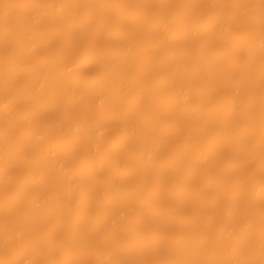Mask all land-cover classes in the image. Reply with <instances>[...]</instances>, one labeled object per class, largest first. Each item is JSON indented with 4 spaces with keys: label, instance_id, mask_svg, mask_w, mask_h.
Wrapping results in <instances>:
<instances>
[{
    "label": "rangeland",
    "instance_id": "374dc122",
    "mask_svg": "<svg viewBox=\"0 0 264 264\" xmlns=\"http://www.w3.org/2000/svg\"><path fill=\"white\" fill-rule=\"evenodd\" d=\"M31 1H33V0H31ZM31 1L30 0H28V1L27 0L26 1L25 0H2L1 3H0V12H2L3 10L6 11L7 8H8V10L15 8L14 9L15 11L13 10V11H11V13L12 12H16L17 11V9L15 7L16 5H18V8H20V10H21L24 7L21 8V7H19V5H21V6L24 5L25 6L28 2H31ZM43 1H45V0H43ZM46 1H48V4L51 3L52 1L56 2L55 4L53 3V5H56L57 2L59 3V1L62 2V3H59L60 5L65 3V2H67V1H68L67 3L70 5L69 1L72 2V4L68 7V8H71L68 11V13H69L68 16L67 15H65V16L64 15L63 16L59 15L60 17H57V16L53 17V20L51 19L52 16L50 17L48 15L47 11L45 12V9H44L45 6L41 7V8L38 7L39 9L37 8L38 11H41V12L43 11L42 13L39 12V13H41L43 15V17L40 16L41 14H39L37 12V10H35L37 5L32 8L31 12L32 13L34 12V14L38 13L39 14L38 16H40L41 19H44V17L46 18L45 15H47V18L50 19V20L47 19V20H42V21H41V19L38 20V26H37L38 29L42 30L43 32H45V34L47 33V35H48V33H50V29L55 28L58 31L57 35H53L50 39H48V41L45 44H41V45H38V46H36V45L38 43L40 44V42H38L37 40H35L32 37H30V39L31 40L33 39L32 41H34L32 43H35V41H37V43L35 45L31 43L30 44L31 48H29V42L31 40L28 39L29 38V37H27L28 34L26 35V33L23 31L25 33V35H26V37L23 38L22 35H20V33H22L21 31L20 32L18 31L19 33L13 31L15 33H12V35H11V33L9 34L10 35L9 38H11V37H13V38H11V39L8 38L7 40L5 39V42L0 44V55L2 56L1 58H3V60L0 61V75H1L2 78L4 77L3 80L5 82H11V85L13 83L12 86L15 85L14 88L18 89L19 92L22 91L23 87L25 88V85L27 83L28 84H30V82L34 83L33 82V81H35L34 77L38 78V76H40V75L47 76L48 74L46 72H48L49 75H50L49 76L50 80L48 81V79H47V81L48 82H53V81H56L57 76H58L57 75L58 72L60 70L64 69V67L66 65L69 64L73 68V69L71 68L69 74L66 76L67 78L65 80L64 79L62 80V84L59 86L58 84L53 85L54 84L53 83L51 85L52 87H50L52 90L49 89L50 90L49 92L43 93L41 91L39 93V91H35L36 93H34V91H33V88H34L33 85L34 84H33L32 85L33 87L31 88L33 93L28 95V97L26 96L25 98H22V99L20 98V100H18V102H17V100H16V102L14 101L15 105L14 106L12 105V107H14V109H12V110L10 109L11 111H6V112L3 111V109H2V105H3L2 103L3 102H2V99H1L2 97H0V115H1L0 119H4V121L0 120L2 122L0 127H3V134H4V136H2L3 138L0 140V142L1 141L3 142V143H1L2 144V149H4L3 144L6 143L8 145L5 144V146L8 147V150H9V151H7L5 149V151H6V152L4 151L5 154H3V152L1 151L3 156L0 154V160H1V158L4 157L5 160L4 161L1 160V161L5 162L6 164L5 163L4 164L7 167H3V168H6V171H7L8 175H9V176H7V180H8V177H9V180L11 179L9 184L6 183V185L7 184L8 185L7 186L5 185L6 187L5 186L3 187L4 191L2 189H0V192L2 191V196L0 195V206H1V204H4V203L7 205V209L6 210H2L0 208V254L3 255V257H5V258L7 257V259L2 258V259H4L3 261L8 260V257L11 258L13 255L16 257V254H18V255L19 254H23L24 255L25 254L24 252L26 251V249H27V252H28V249L30 250V247H32L33 245L35 246L36 243L43 236L46 239L45 235L49 234V238H48L49 244H46L47 242H46V240L43 237L42 239L45 240V241H41L40 245L44 246V247L46 245L47 246L51 245L50 246L51 247V252L50 253H52V255L50 253H49V255H51L52 258H51V261H50L51 263L50 264H59V263L61 264L62 261L64 262V264H78V263L79 264H98L99 262H102V261H99V259H102L103 256H105L106 259L108 258V256H112L113 258L115 257V259H119V262H120V260H121L120 257H122L123 255L127 256L126 260H125L126 262H124V260L121 261L122 263L124 262V264H140V263H142V264H182V263L183 264H188L189 262H191L190 260H192V258L195 259V261L191 262L190 264H193V263H195V264H235V263L236 264H245V263L246 264H259V263L260 264H264V250H263L264 249V196H262V194H264V187H263L264 186V184H263L264 183V179H262V178H264V129H263V126H261V129H262V131H261L260 127H259L260 123L264 121V77H263L264 76L263 75L264 74V47L260 48L261 47L260 46L259 47L260 49H257L258 48V47H256L257 44L256 43L253 44V41H252V39L256 40V41L258 39L260 40L262 38V36L264 35V21L261 18L260 19L263 22L258 19V17L263 14L262 9H264V8H262V7L264 6V0H225V1L224 0H212V1L211 0H116V1L115 0H112V1L111 0H106V1L105 0H101V1H103L104 5H103V3H102V5H100L101 4L100 3V4H98L100 6H97V5L95 6L90 0H80V1H83L82 5L78 4L79 9H80V6L82 8L80 10L77 8L78 6H77L76 2L79 3V1H77V0H76V2H75V0H73L77 7H74L75 4H73V1H71V0H46ZM167 1L168 2L170 1V2L168 3ZM38 2L41 3V0L38 1ZM113 2H116V3H113ZM12 3H13V5H12ZM44 3H46V2H42V4H44ZM196 3H197V5H196ZM112 4H113V6H112ZM1 5H2V7H1ZM33 5H35V4H33ZM92 5H94V7H92ZM86 6H87V8H86ZM88 6H90L89 7L90 10L88 9ZM101 6H102V8H101ZM97 7H98V9H97ZM40 9H42V10H40ZM72 10H74L75 12L72 11ZM242 11H243V14H242ZM259 11H262V14L259 15ZM20 12H22V11H19V14H20ZM11 13L9 14V12H7L6 14H9V15L5 14L7 16L6 19L3 18V16H5V15L1 16L2 14H4V13H2V14H0V18L2 17L1 21H4V20L9 19L8 17H10V20H7V22H6V25L8 24L9 26H12V25L14 26V24L17 22V20L13 19L12 17L14 16V18H15V16L17 14L15 15V13L14 14H11ZM23 13H24V11H23ZM30 14H29V16H30ZM34 14H31V15H33L35 17ZM142 14H143V16H142ZM174 14H175V16H174ZM221 14H222V16L223 15L224 16L222 17ZM251 14H252V17H250ZM69 15L73 19L75 18V19H77L79 21L78 23H80L82 25L81 28H80V26L79 27L76 26L77 27V28L75 27L76 30H75L74 27L72 28V26L69 24V22H70L69 21V18H70ZM87 15H88V17L85 19V17ZM217 15H218V18L220 16L222 20L224 19V17H227V18H225V20L227 19V21L228 20L230 21V19L232 17H234L233 20H234V22L236 24H232L229 27V25H230L229 22H227V23H229V25H225V23H222V24H224V26L220 25V27H222V30L224 28V30H223L224 32L222 33L224 36L222 37V34H221V36H216V37L214 36V39L213 38L211 39L212 32L213 33L217 32L216 34H218V35L221 32L220 29H216V28H219V26L217 25L218 24L217 21L221 22V20H217L216 19L215 16H217ZM19 16L20 15L16 16V19H17V17L19 18ZM24 16H25L26 19L28 18L27 14L24 15ZM153 16H155L156 18L153 17ZM171 16H173V17H171ZM126 17H128V19H126ZM240 17L241 18L243 17L242 18L243 20H246L248 18V21L251 18H252L251 19L252 21H254L253 19H255L256 23H255V21L254 22L250 21V24H249L247 22V20L246 21L241 20L242 22H238V20L241 19ZM212 18L216 19L214 21H216L217 24L214 23V22L213 23L211 22ZM29 19H30V23L34 22V26H35V24L37 25L36 21L34 20L35 18L32 19V18L29 17ZM152 20H154V21H152ZM209 20L213 24V26L209 23ZM225 20H223V21L225 22ZM233 20L231 19L232 22H233ZM13 22H14V24H12ZM26 22L29 23L28 20ZM91 22H92V24H91ZM152 22H154V23H152ZM187 22H188L189 25L190 24L192 25V26H190V28H192V31L195 29V27L197 28V29H195L196 32H194V33L191 30H190L191 32L189 31L190 33L193 34V37H192L193 39L189 40L190 42H188V41L186 42L185 41V39L188 40L186 35L182 37V36L179 35L180 32H178L180 30L183 31V29H185L187 26H189V25H187L185 27ZM82 23H84V24H82ZM166 23H168V24H166ZM0 24L3 25L2 23H0ZM68 24L70 26L69 29H71L70 31H68V29H66V28H68L67 27ZM159 24H160V27H159ZM165 24H166V26H165ZM195 24H198V25H195ZM215 24L217 26L216 28H215ZM6 25H4V26H6ZM179 25L180 26L182 25V26L180 27ZM201 25L203 27H200ZM204 26H207V28L204 27ZM250 26H251V28H250ZM9 28H12V27H9ZM129 28H130V30H129ZM38 29H36V30H38ZM187 29L189 30V28H186V30ZM210 29H212V32L210 31L211 34L208 33ZM102 30H103V32H102ZM121 30L124 31L125 33L128 32V35L126 34L127 38L124 37L125 33L124 32L122 33ZM125 30H127V31H125ZM186 30L184 31V34H185ZM226 30H228V33H227ZM51 31H54V29H52ZM248 31H249V33H248ZM250 31H252V32H250ZM43 32H41V33L44 34ZM115 32L117 33V35L119 33L123 34V37H122V35H119V38L122 39L123 41L119 40L117 38V36H115ZM153 32L155 34H153ZM160 32L162 34H160ZM169 33L172 34L173 38H174V34L175 33H177V36H175V37H178V35H179L182 38H178V39H181V40H178L177 38H175V40L172 42L173 44H171V40H169L170 37H168V35H170ZM164 34H167V36H165ZM186 34H187V32H186ZM216 34H214V35H216ZM261 34H263V35H261ZM9 35H7V36H9ZM138 35H140V36H138ZM158 35H162V37L160 36L161 38H159L161 42L158 41V38H157ZM181 35H183V34H181ZM259 35H261V36H259ZM28 36H31V35H28ZM69 36H70V38H69ZM154 36H155V38L157 40L155 38H153ZM250 36H252V37H254V36L256 37L257 36L259 38L257 39V37H256V39L255 38L251 39ZM14 37H15V39H14ZM148 37L149 38L151 37L150 40L155 39L154 42H156V44L154 42L153 43H154V45H158V46H153L152 45L153 43H152L151 44L152 46H151V45H149V43H151V42H149L148 46L151 49H153V50L158 49V50H156V51H158L157 55H161V57H162V58L159 57L160 61H161V59H165L167 61V64H163V63H166V61L165 62H162L163 60L161 61L162 62V64H161L162 68H161V66H159L160 65V61L159 60H158L159 62L156 61L157 64L159 63V65H156L153 62L154 61L153 60L154 56L150 57V55H149V53H152L153 51L151 50L152 52H150V48L147 47V44L143 43V46H142L141 42H143V41L145 42V40L148 42V40H149V39L147 40ZM165 37L168 38L169 43L171 44V45L168 44V48H169V46L172 47V45H174L175 47H177V49L179 48L181 50L183 48V50H184V48H186L185 46L189 45L188 48L190 49L191 53L189 52V49L187 50V48H186L187 51L184 50L185 54H184V51L181 50V51H183V53L181 52L180 56L178 57L179 59H180V57L186 58V62H185L186 64H187V62L191 61V62H189V65H188L190 67L187 66L189 70L187 69V72H185L186 74H184V76L187 75V77H183V81L184 80L186 81V79L188 81V79L193 78L192 77L193 74L195 75L194 76L195 80H193L194 78L192 79L193 81L189 80V82L191 81V83H189L191 85V90H193L196 85H197V88L200 89L201 88L200 85L203 82V85H202L203 87L200 90L196 89L198 92L200 91V95H198L199 93L197 94V92H194L193 94H191V96H189V97H191V99L188 97V99L190 101L186 100L188 103L184 102V104L189 106V108H194V107L197 108V106L199 105V102H200L199 98H201L199 96L203 95L201 93V91L203 90L204 86L207 85V84L204 83V81H205V79H206V81H207V79L208 80L210 79V77L207 78V76L211 73V72H209V69L211 68L210 70L212 71V66H210V68H209V64L208 63L210 61L212 63V61L214 60L215 57L212 58V55L210 57V55L208 53L209 52H213V51L214 52H218V53L222 52V55L219 54L218 58H215V59H217L216 62L214 60L215 63L210 64V65H214V64H218L219 63L220 66L218 65V67L219 68L221 67V72L218 70L219 71V72H217L218 76H217V74H215L216 75L215 78H214V76H212L214 74L211 73V76L213 78L210 79V85L213 87V89L215 88V90H213V91L216 92L215 96H214L213 91H211L212 87L209 86V88H211V89H209L210 91L207 89L208 87L207 88L205 87L209 91L208 93H210V92L212 93L213 96L211 94H209V95H210V97L213 100L209 101L210 98L207 99L208 102L206 103L204 108H202L203 105L201 104V108H202V109L200 108L201 111H197L196 113H194L193 112L194 109H193V111L191 109V113L193 112V114L190 113V115L187 118L183 117L184 119L182 121H179L182 117H180L181 116V114H180L181 112L180 113L178 112V110H180L179 107L182 106V105H180V103L182 101H179L177 99L178 102H179L178 103L179 105H178V104H176L177 103L176 99L173 98L175 100V101H173V99H171V98L169 99L168 98V97H172L173 93H171V92L174 91V93H175V90L177 89L176 88L175 90H172V88L174 89V87L176 85L175 86L173 85V83H174L173 80L174 79L172 80V77H171L172 67H170L172 65H169V63L172 64L173 62L170 61L171 58L168 57L169 58L168 59V58H166L165 55H164L165 58L163 57V51L161 52V54H159V51H160V49H159L160 47L159 46L164 44L161 47L162 50H164L163 48H165V44L168 43V42H166L168 40L165 39ZM184 37H185V39H184ZM246 37L251 39L253 47H250L252 45H250L249 47L252 48V49L247 48L245 46L241 47V44H240L241 42L239 43V41L240 40L245 41L244 38H246ZM19 39H22V40H20L22 42H20ZM209 39L212 40V41L210 42ZM164 40H165L166 43H164ZM207 40L211 43L209 46H207L208 44H206L208 42ZM256 41H254V42H256ZM162 42H163V44H162ZM249 42L250 41L248 40L247 43L249 44ZM21 43L25 47L27 46L25 51L29 50V49L32 50V48H35V50L33 49L32 50L33 52L32 51H28V53H25V51H23L24 50L23 47H22L21 50H19L18 47L21 45ZM139 43H141L140 47H138ZM204 43H205V45H204ZM186 44H188V45H186ZM244 44H246V43H244ZM250 44H251V42H250ZM255 44H256V46H255ZM33 45H34V47H33ZM145 45H146L147 48L145 47L146 50L144 49L143 52H145V53L143 54L142 52H140L143 49H141L140 51H138V49L143 48ZM192 45H193V47H192ZM254 46L256 47L255 50L253 49ZM89 48L91 49V52L94 49V53H92V54H93V56L94 55L95 56L92 57V54L90 55V58H92L91 59V63H93L94 65L92 64L91 65L92 67H90V66L89 67H82L80 65L82 59H84L85 56L87 57L86 53H91V52H86ZM100 49H104V50H100ZM120 49L121 50L123 49L122 50L123 52L124 51H128V52L130 51V53H128L130 55L127 54V56L125 57V55L122 54ZM148 49H149V53L147 52ZM165 50H166V48H165ZM165 50H164V53L167 51V50L166 51ZM11 51H13V52H11ZM52 51H53V53H52ZM58 51H60V52L62 51L61 52L62 53L61 54V58L59 60L57 58L56 61L54 60L52 62L51 61L49 62V60H52L51 58H53L58 53ZM88 51H90V50H88ZM112 51H119L120 55H123V56L119 57L121 59H122V57H125V59H126L128 56H131L130 64H129V62H127L128 63V64H126L127 66L124 65L125 64L124 62H126L125 59H124V61H122L123 59L121 60L119 58L118 59L117 58L116 59L113 58L112 60L115 59V61L117 60V62H119L117 65H116L117 62H114V61L110 60V58H107L109 60L105 59L106 57H108L107 56L108 55L107 52H109V54H110ZM206 51H208L207 54L205 53ZM187 52H189L188 53L189 56L186 54ZM10 53L11 54L13 53V54L11 55ZM147 53H148V55H147ZM155 53H157V52H155ZM204 53H205V55H204ZM215 54H217V53H214V55ZM22 55H23V57H22ZM202 55L207 57L206 59H210L211 58L212 60L203 62ZM228 55H229V57H228ZM4 56H5V58H4ZM88 56H89V54H88ZM157 57H155V58H157ZM174 58H176V55H175ZM11 59L14 60L15 62H13ZM54 59H56V57H54ZM135 59L137 61V62L135 61L136 65H135V62L133 61ZM141 59H142V61H141ZM26 60H28V61H26ZM105 60H107L108 63L105 66H103V68H102V65L105 64ZM129 60H130V57H129ZM129 60L127 59V61H129ZM102 61H103V63H102ZM109 61H110V63H109ZM146 61L148 62V64L150 66L146 65L147 64ZM21 62H23V63H21ZM17 63H18V65H17ZM190 64H192V65H190ZM145 65L147 66L146 67L147 68L146 69L147 73H144V69L145 68H143V66H145ZM4 66H6V67H4ZM114 66L115 67L119 66L118 68L121 67L122 68L121 72H119L118 71L119 69H117V68L114 69L115 68ZM128 66H129V68H128ZM157 66H159V67H157ZM100 67H101L103 73L104 72L107 73V71H108V73L109 72L113 73V72H115V70H117L118 74L121 75V76L119 77L120 79L118 78V76L115 79L112 78L111 82H109L110 81L109 80L105 84V85H107L106 88L103 86L104 89L103 88H99L98 92H97V91H95V90H93L91 88L90 83L87 82V81H88V79L90 81V77L91 76L93 77V76H95V74H96V76L99 75L98 72L99 71L101 72V69H99ZM156 67H157V69H156ZM197 68H199V69H197ZM106 69H107V71H106ZM109 69H110V71H109ZM148 69L154 71V73L151 74V71H149ZM190 69H192V70H190ZM198 70L200 72H197ZM8 71H9L10 74L8 73ZM122 71H123V73H122ZM14 74H15V76H14ZM146 74H148L149 76L147 77ZM260 75H263L262 79L258 78V77H261ZM100 76H102L101 73H100ZM18 77H19V79H18ZM11 78H12V80H11ZM20 78H22L23 80L22 79L20 80ZM46 78H48V77H46ZM7 79H8V81H7ZM93 79H95V78H93ZM132 79H133V81H132ZM141 79H142V81H141ZM149 79H150V82H149ZM18 80H19V83L17 82ZM79 80L81 81L80 84H78ZM159 80H160V84L157 83V82H159ZM259 80H260V82H258ZM214 81H216V82L214 83ZM36 82H38V81H36ZM141 82H142V84H141ZM154 83L158 84V86L155 84L157 86V90L160 91L158 93H160V94L162 93L161 95L164 96V98L162 97V99L161 98H157L158 100L160 99V101H158V100H157L158 102L156 101L157 103L154 101V98H153L154 94L152 95L153 92H157V91L153 90V89L156 90V86L154 85ZM192 83H193V85H192ZM206 83H208V81ZM235 83H240L241 84V88L238 89V90H235V89L233 90L232 86ZM174 84H176V82ZM38 85H39V87L41 86L40 84H38ZM180 85H182V84H180ZM134 86H137V88H135ZM154 86H155V88H154ZM198 86H200V87H198ZM30 87L31 86H29V88ZM39 87H35V90H38ZM158 87H160L162 89H160ZM167 87H168V90H167ZM58 88L61 89L60 92L57 91V90H59ZM142 88H146V89H143V90H147V91H143ZM179 88H180V86H179ZM19 89H21V90H19ZM100 89H103L105 94H107V95L111 94V95H114V96H112V97L109 96L110 100L107 99L108 98V96H107V98H106L107 100H105V101L103 100L102 101L103 98H101L99 96L103 92L101 93ZM118 90L121 91V92L119 91L120 94H117ZM146 92H147V94L145 96L144 93H146ZM227 92H228V94H226ZM33 94H34V97H33ZM35 95H37V96H35ZM151 95H152V97H149ZM194 95H195V97H194L195 99L192 98V96H194ZM229 95H231V96L229 97ZM105 96H104V98H105ZM173 96H175V94H173ZM113 97H115V98H113ZM165 97H167L169 99V101H171V104L174 103V106H175V107L173 106L174 108L173 107L170 108L172 111L170 109H168V107L166 106L167 109H168V114H165V110H164L166 108L165 104H168V100ZM205 97H207V96H205ZM5 98L6 97L4 95V99ZM75 98L78 99V102L74 103V104H71L70 101L72 99H75ZM134 98H136V99H134ZM176 98H177V96H176ZM227 98H228V100H227ZM233 98H235L234 100H236V99L238 100L237 101L238 102L237 106H236L237 103L233 102V103H235L234 106L237 108V110L234 109L235 107L232 106L233 103H231L232 104L231 105L228 102V101L231 102L232 101L231 99H233ZM44 99H45V101H44ZM56 99L59 100L58 101L59 104L57 103L58 106L57 105L55 106L56 109L53 110V108H51L53 110L52 111L49 108L51 110V112H48L47 114L45 113V111H43L44 110L43 109L42 110L43 114L42 113L40 115L36 114V115H39L38 118L36 116L38 121L30 123L31 121L22 120V117H23L22 115L24 114L25 110L28 111L27 109H29V108H31V110H32V108H34V107H40L42 104L48 103V102H51V101L53 102ZM84 99H85V101H84ZM133 99H134V102L132 101ZM149 99L150 100L153 99V101L155 103L151 102ZM163 99H166L167 101H165ZM5 100H7V98ZM149 101L152 103V105L155 106V108H153L154 110L151 107L152 105L149 104ZM110 102H112V103H110ZM203 102H204V100H203ZM203 102H201V103H203ZM29 103H31V105ZM122 103H124V105ZM4 105H6V104H4ZM135 105H137V106L139 105L140 108L137 107L139 110H137ZM157 105H158V107H157ZM116 106L120 107V109H118V111L121 110L122 113L124 112V114L127 113V111H125V110H130V109H132L134 107L135 111H137L134 114L138 113V114H136V115H138V117L140 115L141 116L145 115V118L147 116V119H149V121H152L153 123L152 124L150 123V125L148 124L149 126L147 125L148 129L144 130V127H143L144 131H142V129L140 127L144 126L145 122H146L145 120L144 121L142 120L141 122L144 123V125L140 126L139 128L141 129L142 133L144 132L143 133L144 135L140 136V138L136 139L134 137L135 135L131 132V131H134V128H133L131 131L129 130L130 134H127V138H126V136H125L126 139L123 138V139H125L124 142H122L123 145H121V147H119V148L115 147L120 152H118V150H115V151L112 150V152H110L111 149H114V148H110V147H113L112 146L113 144L115 146V144L118 142V140L120 139V136H118V135L121 134V129L123 128V126L127 124V122H126V124L124 123V121L127 118L125 116H123V117H125V119L123 121L122 116L118 115V111L117 110H115V111H117V114L115 113V115H116L115 117L116 118H113V116L111 114L110 115L112 116V119H109L110 116L106 117V115H109V114H107V112H108L107 110H109V111L111 110V112H112L113 111L112 109H116L115 108ZM124 106L125 107L127 106L128 109H126ZM129 106L130 107L133 106V107L130 108ZM230 106L232 108H230ZM79 108H81V109L79 110ZM40 109H41V107H40ZM49 109H45V110L49 111ZM68 109H69V111H68ZM162 109H163V112H164L163 115H162V112H161ZM233 109L235 110V112L238 111V113H239L237 115L238 118L237 117L235 118V119H237L236 120V127H235L237 131H236V134L233 131V133L235 135L233 134L234 136L233 137L231 136V138L229 140H227V144H224V146H223V145L220 144L221 141L218 140L221 136L216 137V138H218V139L215 138L216 141L214 140V138H212V136L215 135L216 134L215 132H217L218 130L219 131L223 130V128L226 125H229L227 123H231L232 122V124H233V120L232 121H230V120H231V118L234 119L233 117H235V115H236L235 112H233V113H235V114H233L234 115L233 117H232V115H230L231 118H228L229 122H226V118L233 111ZM57 110H58V112H57ZM95 110L97 111V115H99V116L96 115V117H94V116L90 117L89 115H91L90 114L91 112H94V115H95ZM35 111H36V109H35ZM37 111H38V109H37ZM170 112H171V114H170ZM119 113H121V112H119ZM166 113H167V111H166ZM100 114H101V116H100ZM56 115H57V117L58 116L59 117L56 118ZM150 115L152 116L151 118H149ZM160 115H162L161 118H160ZM164 115H166V116L164 117ZM175 116L176 117L178 116L177 118H179V119L177 120V118ZM45 117H46V119H45ZM88 117H90L91 119L94 118V120L96 118L97 120L94 122L95 124L93 122H91V123H89L90 124L89 125L87 123V119H89ZM138 117H135V118H138ZM154 117H156L157 119H154ZM105 118H106V121H108L109 125L111 126V127H108L109 129L107 127H105L106 125H108V124H106ZM173 118H175V119H173ZM34 119L32 121H34ZM56 119H58L60 121L59 124H61V122H62V125H60L62 128L61 127H59L60 129L58 128L59 124H57L58 120H56ZM79 119L82 120V121H80ZM141 119H143V116L141 117ZM235 119H234V121H235ZM128 120H131V119H128ZM27 121H28V123H27ZM77 121L78 122L80 121L83 124L82 127L78 126L81 131L79 130V128L76 129L77 128L76 126L79 123L76 124V126L74 125ZM135 121H136V119H135ZM99 122H101L103 126ZM138 122L141 123L140 121L137 120V123ZM111 123H112V125H111ZM130 123L134 124V122L132 120L130 121ZM147 123L148 122H146V124ZM86 124L88 125V127L84 130L83 128H84V126ZM91 124H92V126H91ZM133 124H131V125H133ZM237 124H239V125H237ZM73 125L75 126V128H74ZM134 125H135L134 127L138 126L136 124V122H135ZM261 125H263V123H261ZM112 126H113V128H112ZM173 126H174V128H173ZM234 126H235V124H234ZM8 127H10V128H8ZM29 127H32V128H34L36 130L37 129H39V130L40 129H45V130L42 131V133L45 135V138L42 136V140L41 139L37 140L38 142H40L39 140H41V144L42 145L40 143H38V142H37L38 145L36 144V142H35L36 145L35 144H32L33 146L31 145V149H32V147L34 149V150L32 149V151H33L32 153L34 154L35 153L34 151H36V153H35L36 155L34 154V156L31 154V151L29 152L28 150H24V149H23L24 150L23 151L20 148L21 144L23 145V141H21V140L22 139L25 140L24 139L25 136L23 137V134H24V132H27L26 130ZM102 127L105 128V129L107 128L109 131L107 129H106V131H104L105 129H103ZM117 127H118V129H117ZM145 127H146V125H145ZM89 128H90V130H89ZM100 128H102L103 130L100 129ZM232 128H233V125H232ZM243 128L244 129H248L249 128L248 132L245 133V135L242 134V131L244 133V129ZM252 128H253V132H252ZM46 129H48V130H46ZM93 129L94 130L97 129L96 130L97 132H99L98 129H100L101 131H104V133L103 134L98 133L99 134L98 135L96 131H94V133L92 132ZM225 129H226V127H225ZM227 129L230 130V127H228ZM0 130H2V129L0 128ZM28 130H30V129H28ZM50 130H51V133H50ZM146 131H147V133H146ZM172 131H173L174 134L172 133ZM249 131L251 133H249ZM259 131H261L262 134ZM48 132H49L50 135H48L47 138H46V135H47ZM224 132H227V130H225ZM134 133L137 135V133H139V132L137 131V133L136 132H134ZM168 133H170V134H168ZM191 133H193V134H191ZM197 133H199V134H197ZM253 133H255V134H253ZM100 134L102 135V137H101ZM139 134H138V136H139ZM158 134L159 135L160 134L161 135L164 134L163 136H164L165 139H167L166 140L167 143L165 141L164 142L167 144V147L169 148V149L168 148L166 149L164 147V145H162V147H164L166 150L164 152H163V150L160 151V153L163 152V154L159 153L158 154L159 157H158V155L156 156V157H158L157 158L158 159V163L156 162L153 165L155 170L158 172L157 176H159L160 180L158 179L156 181H158L159 183L156 182L155 178H153V176H152V174L155 172L154 169L152 168V170H151L152 174H151V171L148 172L149 169H147L143 165V163L141 164L140 161H138V159L141 160V158H137L136 159L137 156L135 157V154L138 151V149L142 150V147L144 148L145 147L144 145H146L148 143L147 141L149 139L151 140L152 137L154 138V136L158 137L159 136ZM230 134H228V136ZM18 135H20V136H18ZM128 135H129V137H128ZM224 135L226 136V134L224 133L222 135V137ZM249 135H251V136H249ZM60 136H61V138H60ZM97 136H98L99 141H97ZM249 137H250V139H249ZM56 138H58V139H56ZM132 138L134 140H132ZM143 138H144V140H143ZM192 138L194 139V141H193L194 144L190 143V145H188L186 142L189 141V139L191 140ZM75 139H77V142H74ZM116 139H118V140L116 141ZM94 140H96L97 142L94 141ZM168 140H169V142H168ZM244 140H246V141H244ZM27 141H28V139H27ZM27 141H26V143H29V141L28 142ZM60 141L63 142V143H61L62 146L61 147L59 146L60 148H58V150L56 148H54V149H56L55 151L54 150H50L52 145L54 146V144L56 145L57 142H60ZM159 141H161V140L159 139ZM231 141H232V143H231ZM131 142H132V144H131ZM215 142H217V143L215 144ZM92 143L94 144L93 145L94 148H93V146H91ZM39 144L41 146H39ZM219 144L221 146H219ZM48 145H50L49 146L50 147L49 154H50V151L52 152L51 155H50L51 159L49 158V156H48V158L50 160H52V161L56 160L57 162L62 160L61 161L62 164H59V165L60 166L61 165H63V166L65 165L64 167L66 169H70L71 170V168H72V170H74V169L78 168V170H79V168H81L80 166H82L80 164H79V166L77 165L78 161L80 162V159H81V162H80L81 164H83V162L85 160L86 163L83 164V166H84L86 164H89V163H87L89 161V159L90 160H91V158L92 159H96L97 158V156H95L96 154H99L98 158H99L100 155L102 156V157L101 156L100 157L103 158L102 154L106 155L105 158H107L106 159L107 162L109 160V162L111 163V165L109 167H107L104 170H102L103 172L101 171L100 175H98L96 173L98 178L96 177L95 178L96 181L93 184H91V185H93L92 188H93V190H94L93 192H95V194H93L92 191L90 192L92 195H90V201L87 203V207L84 206L86 208L85 211H84V214H82V212L80 213L79 210H77L78 208L74 209L76 214H77V216H80V214L83 216L82 220L80 222L78 221L79 218L77 216H75L76 214L74 215V213H72L74 217H71L72 214H69V216L68 215L66 216L67 213L64 214V209H62L63 211L61 210V208H63L65 205L63 204V202L61 203L62 199L59 196L58 197H59L60 201L58 200V198L56 197V194L58 193V191L60 193L59 188L63 187V184H64L66 179H64L62 177L63 175L62 176L59 175L61 173V170L58 169V167L57 168L54 167V168L56 169V172L59 173V174L55 173L54 169H52V172H51L50 169L53 168V167H51V168H48L50 170V173L49 172H47V174L43 173V175L45 176V174H46V176H45L44 179H42L44 177V176L41 177L42 173L39 172V174L41 173L40 174L41 176H40L38 174V172H37L36 174H38L37 175L38 178H41V181H40V179L38 180V178H37V180H35V177H37V176H35L34 177V180H35L34 182H36V181H40V182H37V184H35L34 187L31 185L32 186L31 188H29L27 186L26 187L27 189L24 192H23L22 189H20V187H22L21 185H23L22 183H24L26 180H28V179H26L27 177L25 178L26 174L23 175L25 169L28 170V168H25V165H26L27 161H34L36 158L38 159V157H39L38 155H40L42 153L39 154V152H37V151L39 150V151L43 152L46 149L45 147H48ZM183 145L185 146L184 148L182 147ZM203 145H204V147H203ZM243 145H245V146L246 145H250V146H248V148H247V146L246 147L244 146V149H242V150H244L243 153H242V150H241L240 151L241 154H239V153L236 154L238 157H237V159L234 157V159L236 161L234 162V160H233L234 163H232L233 166H231L232 167L231 168L230 167V163L232 161H230V163L228 164V162H229L228 160H230V158L232 156L233 149L236 150V148H239L238 146L241 147ZM53 146H52V149H53ZM140 146H141V148H140ZM174 146L175 147L177 146L178 148L181 147L179 149H183V152H184V149H185V153H184L185 156H183L184 154H182V156L185 157L184 159H185V161H187L186 163L189 162L188 165L193 163L194 167L197 169L195 171L194 167H193V170L188 171L187 175L185 177L182 176L181 179L179 177L181 174L179 176L175 177V174H177L178 172L177 173L174 172V174H173L174 176H172L171 173H169V170L166 168V167H169L168 164L169 165L171 164V157H174V156H171L172 155L171 152H173V154H176V153L179 152L178 151V152L174 153V150H175ZM9 147H11V148H9ZM90 147L93 148V149L90 150ZM213 147H215V148L213 149ZM170 148H172L173 150H170ZM217 148H218V150H217ZM241 148H243V147H241ZM245 148L251 149V150H246ZM122 149H123L124 152L122 151ZM186 149L188 151H186ZM107 150H109V151H107ZM27 151L29 152V155L31 154V156L33 158H30L29 155H27L28 154ZM227 151H229V153ZM26 152H27V154H26ZM203 152L205 154H209V157H210L209 161L206 158L207 155H205ZM217 152L218 153L220 152V153L218 154ZM52 154H53V156H52ZM179 154H180V152H179ZM203 154L206 156L205 157L206 161L203 160V159L199 161V158H202L200 156L203 155ZM214 154H215V156H214ZM160 155H162V156H160ZM167 155L168 156L170 155L171 157L170 156L168 157ZM204 155H203V157H204ZM93 156H95V157L93 158ZM223 156H224L225 159H223ZM34 157H36V158H34ZM133 157H134V159H133ZM138 157H140V156H138ZM183 157H181L182 160H183ZM219 157H221V158H219ZM120 158L121 159H126L127 162L126 163L122 162L121 163V167L120 166L118 167L117 165H120V162H117V164L116 163L114 164L113 161L116 162L115 161L116 159H117V161H121V160H118ZM179 158H180V156H178V159ZM159 161H161V162H159ZM179 161H180V159L178 160V162ZM162 162H164V163H162ZM237 162H239V163H237ZM240 162H241V164H240ZM123 163H125L124 166H123ZM161 163L164 166H162ZM4 164L2 163L3 166H5ZM21 164H22V166H20ZM28 164H29V162H28ZM126 164H127V166H126ZM179 164H181V162H179ZM183 165H184V163H183ZM60 166H59V168H60ZM114 166H116V167H114ZM122 166H123V168H125L127 170L129 169L128 171H125L126 173L127 172L130 173L128 178H127V176H126V178H124V177L119 178V177H121L119 175L121 173L120 171L123 169ZM64 167H62V168H64ZM158 167L159 168L162 167V168L159 169ZM3 168H2V170H3ZM169 169H170V167H169ZM59 170H60V172H58ZM115 170H116V173L114 172ZM175 170L176 171L177 170L178 171H182V173L184 172L183 175H185V171L184 170H180V169H175ZM106 171H107V173H106ZM193 171H194L195 174L191 173ZM2 172H4V171H2ZM20 173H23V174H20ZM27 173H28V171H27ZM98 173H100V172H98ZM51 174H55V176H56V174L59 175V178L56 177V179H59V180L56 181V179H55V180L48 181L46 184H43V182L47 181L48 177ZM137 174H139V175H137ZM22 175L24 176L23 177L24 178V180H23L24 182L21 180L22 179ZM51 176H50V178H54L55 177V176L54 177H51ZM82 176L84 177V175H82ZM236 176H237V178H236ZM76 177H77V175H76ZM78 177L76 179L75 178L72 179L73 177L71 179L70 178L69 179H70V182L72 180L73 183L78 184V187H79V185H82L81 183H83L85 181H84L83 177H81V176H80V178H78ZM148 177H149V179H148ZM187 177H189V178L187 179ZM60 178H62L64 180L63 183H60L62 181V179H60ZM81 178L83 179V181H82ZM177 178H179V179H177ZM85 179H86V177H85ZM102 179H103V181H102ZM42 180H44V181H42ZM90 180L91 179H89V182H90ZM142 180H144V182L141 185L140 183L142 182ZM58 181H60V182H58ZM153 181H154V183H153ZM243 181H245V182H243ZM261 181H263V182H261ZM57 182L59 184H62V185H60V187H59V184H57ZM103 182H105V183H103ZM177 183H179V184H177ZM147 185H149V186H147ZM161 185H162V187H161ZM165 185H166V187H165ZM96 186H97V188H96ZM117 186H122V187L126 186L125 187L126 190L124 191L121 188V190H122L121 191L119 187H118V189L116 188ZM228 186H229V188H228ZM85 187H87V186H85ZM85 187L83 188L81 186L80 189L78 188V191H79L80 195H78L77 193L74 192L73 193L74 194L73 195V199H74L75 196H80L81 197L83 192L86 190ZM110 187H111V190L116 191V189H117V190L121 191L123 193V195H122L121 192L117 191V193L119 192L118 193L119 195H117L115 193L116 194V196L114 195L115 198L112 197L113 200L111 199L112 203L110 202L111 201L110 200L109 201L110 204H108V201L105 203L104 196H105V194H107V191L110 190ZM89 188H87V189H89ZM138 189H140L141 192ZM251 189H253L254 191L251 190ZM20 190H22V191L20 192ZM163 191H164V193H163ZM59 193L57 195H59ZM256 193H257V195L259 193H261L260 195L262 196V198H260L261 196H258L259 198H256L257 197L256 196L255 197L256 199L254 200L253 196H254V194L256 195ZM36 195H40V198H41L40 202L37 203L38 205H35V204L32 203V200H35V198L37 197ZM181 195H182V197H181ZM34 196H35V198H34ZM17 197H19L21 199L20 202H18V204H14L13 205V201ZM80 197H75V199L77 198L76 199L77 202L80 201L79 202L80 205L78 203L76 205V203H75L76 201L75 202L73 201L75 204H73L70 201H69V203H72L75 207L79 206V209H80V206H82L84 204V203L82 204V201H81ZM116 197H118V198H116ZM78 198H79V200H78ZM6 199H8V201ZM91 199L93 201H91ZM114 199H115V201H114ZM216 201H219V202H217L218 204L215 206L214 204L216 203ZM234 201H235V203H234ZM253 202H255V204L257 206ZM94 203H95V205H94ZM62 204H63V207L60 208V205L62 206ZM69 205H70V207H72L71 204H69ZM115 205L117 207L122 206L121 210H117ZM74 206H73V208H75ZM123 206H124V208H123ZM231 206H234V207H232L233 210H231L232 209ZM84 207L83 206L81 207L82 211L84 210ZM196 207H198V208H196ZM73 208H71V209H73ZM150 208H152V209H150ZM59 209H60L61 212H59ZM32 210H33V212H32ZM108 210H110V211H108ZM227 210H231L232 213H230V211H229V213H227L226 212ZM124 211H125V213H124ZM141 211L143 212V214H142ZM88 213H89V215H88ZM115 213H116V215H114ZM146 214H148V216ZM104 215L107 216V218H106V220H104V223H103L102 220H103V218H105ZM139 215H140V217L141 216L143 217L145 215V217L143 219L141 218V220L143 222H139V219H138ZM30 216L32 217L31 221H33V219L34 220L36 219L37 221L35 220V222H38V223H35V222L29 223V224H33V225H29L28 223H25V220L27 219V217L29 218ZM101 216L102 217L104 216V217L102 219H100ZM63 218H65V219H63ZM147 218H149V219H147ZM38 219H39L40 222L38 221ZM99 219H100L99 222H101V223L98 222ZM112 219L113 220L115 219V222H116V220L119 219V221H117V222L118 223L120 222V224H119L120 227H118V225H116V224L113 226V224L115 223L113 221H111L110 222L111 224H109V221L112 220ZM121 219H122V221H120ZM135 219H137V222H136ZM251 219L253 221H255L254 224H252V225L249 223L250 221H252ZM43 221H45V223ZM107 221H108V223H107ZM121 222H122L123 226H121ZM248 223L250 224V226L247 227ZM23 224H27V225H23ZM211 224H213V225H211ZM102 225H104L103 226L104 228H102ZM110 225H112L113 227H115V226L116 227L115 228H113V227L111 228ZM227 225H229V226L232 225L231 227H233V225H235V228L233 230H231V232L228 230L229 233H226V234L222 235V231L225 232V230H227V229H225L226 227L230 228ZM98 226H99V228H98ZM251 226H253V227H251ZM205 227H207L208 229L205 228ZM108 228H110L112 230H110ZM249 228H250V230H249ZM91 229H92V231H91ZM97 229H98V231H97ZM228 231H226V232H228ZM236 231L237 232L240 231V232L237 233ZM53 232H55V233H53ZM82 232L85 233V234H83ZM100 233L102 234V236H103V233H104V235H105V233L111 234L112 236L108 235V236H110L109 240L111 239V241L108 240L109 241L108 243H106L107 241L105 243H102V240H100L101 238L99 237V236H101ZM162 234L164 236H162ZM233 234H235V235L233 236ZM185 236L189 238V241L186 238V240L188 242L187 244L184 242L185 243L184 245L175 246L176 245L175 242H171L172 240H174V241H177V243H179V242H181L179 240L180 239L182 240V238H185ZM57 237H59V238H57ZM161 237H163L164 243L161 240L162 241L161 244H158V242H160L159 238H161ZM119 238H121V239H119ZM202 238H203V240H202ZM240 238H243V239H240ZM66 239H67V241H66ZM82 239H83L84 243H83ZM105 239H108V238L106 237ZM133 239H136L134 241H136L137 243L133 242ZM199 239L201 240V242H200ZM210 239H212L211 241H213V242H211ZM30 240H31V242L32 241L33 242L31 243ZM130 240H132L133 244H135L133 249L131 247H129L130 242H131ZM184 241H185V239H184ZM22 242H23V244L27 243L28 246L30 245L29 248L27 246L25 248V246L22 245ZM44 242H46L45 245H44ZM73 242H74V244H73ZM218 242H219V245H218ZM19 243H21L22 246ZM139 243H141V244L143 243V245L141 246V244H139ZM162 243H163V245L165 244L167 246L164 245V251L163 252L165 254L161 253L162 254L161 255L160 252H162L161 250L163 249ZM171 243H173L175 245L173 246V245H171ZM194 243H196V245ZM225 243H226L227 246L225 245ZM259 243L261 244V246H260ZM103 244H104V246H103ZM133 244H132V247H133ZM188 244L190 246H192V245H194V246H192V248H187ZM205 244H206L207 247L205 246ZM238 244H239L240 247L238 246ZM18 245H20L22 248L24 247L25 251L21 249L19 251H24V252H22V253L20 252L19 253L18 252ZM40 245H38V247H40ZM170 245L173 246V247H169ZM177 245H179V244H177ZM126 246H127V248H131V250H130L131 252L129 250H127V249H126V251L124 250V252L122 251L124 249V247H126ZM137 246L138 247L140 246L139 247L140 249H138ZM160 246H161V248L159 249ZM262 246H263V249H261L262 252L259 250L260 253H262L261 256L257 255L258 257L259 256L260 257L257 258L255 256L256 259L253 260L254 258L252 259V256L255 255L254 252L256 251V249L258 250V248L262 247ZM38 247L36 246V248H38ZM44 247H42V248H44ZM100 247L103 249V251H101V252H100ZM42 248H39V249H42ZM78 248H80V249H78ZM87 249L88 250L90 249V250L88 251ZM172 250H173V252H172ZM42 251H43L42 253H44L46 256L43 255V254L41 255L39 253L41 251H39L37 253L39 257L38 258L36 257L37 259L33 260L34 264H46V260H48V257H49L48 256V252H47V249L46 250H42ZM48 251H50V248H49ZM31 252H32V249H31ZM125 252H127V253H125ZM132 252H133V254H132ZM231 252L233 253V255L236 254V253L238 254V252L242 253V254H241L240 258H238L237 260H232L231 258L234 257L235 255L232 256ZM78 253H80V254H78ZM134 253H136L137 255L139 254L138 255L139 259L138 260H135V259H137L138 256L134 257V259H133L132 255H135ZM170 253H171V255H170ZM257 253L258 252H256V254ZM65 254H66V258H68L67 260H66V258H63V257H65ZM27 255L28 256H26V255H24V256L25 257H29L31 254L29 255V253H28ZM225 255H226V258L228 260L224 257ZM230 255L232 257H229ZM34 256H36V254H34ZM125 256H123L122 259ZM15 257H13V258H15ZM208 257H211V258H208ZM105 258H103V260ZM113 258H111V259H113ZM229 258H230V260H229ZM64 259H65L66 262L64 261ZM221 259H222V261H221ZM240 259H242L243 261L240 260ZM94 260H96V261H94ZM140 260H141V262H140ZM9 261L12 262L13 260L12 261L9 260ZM20 261L22 262V260H20ZM111 261L112 260H110V262ZM256 261L257 262L259 261V263H257ZM21 262H18V263L21 264ZM105 262L107 263V261H105ZM112 262L115 263L114 261H112ZM102 263H104V261ZM113 263H111V264H113ZM16 264H17V261H16ZM23 264H25V263H23ZM31 264H33V263H31Z\"/></svg>",
    "mask_w": 264,
    "mask_h": 264
},
{
    "label": "bare ground",
    "instance_id": "6f19581e",
    "mask_svg": "<svg viewBox=\"0 0 264 264\" xmlns=\"http://www.w3.org/2000/svg\"><path fill=\"white\" fill-rule=\"evenodd\" d=\"M1 1H2V0H0V3H1ZM25 1H26V0H25ZM27 1H28V0H27ZM30 1H31V0H30ZM38 1H40V0H37V1H36V0H33V1H31L32 3H31V2H28L29 4L27 3L28 5L26 4L25 6H24V5H22V6L19 5V7H21V8L24 7V8H22L23 10H22V9L20 10V8H18V5H16V6H15L16 9H17L16 12H12V13H11V11H13L15 8L10 9V10H8V8H7L6 11L3 10L2 12H0V14L4 13V14H2L1 16L5 15L7 12H9V14H10V13H11V14H14V13H15V15L17 14L16 16L20 15L19 18L17 17V19H16V16H15V18H14V16L12 15V16H13L12 18L15 19V20H17V22H16L15 24H14V22L12 23V24H14V26H13V25H12V26H9L8 24L6 25V22H7V20H10V17H8L9 19L4 20V21H1V20H2V17L0 18V23L3 24V25L0 24V44L4 43V42H5V39L7 40V39L10 37V35H9L10 33H11V35H12V33H15V32H18V31H19V32L21 31L24 35H25V33H26V35H27V34H28V35H31V36H28V35H27V37H29L28 39H30V37H32L33 39H35V40H37L38 42H40V44L38 43L36 46L41 45V44H45V43L48 41V39H50L53 35H57V34H58V31H57V29H55V28H52V29H54V31H51L52 29H50V33H48L49 36L47 35V33L45 34V32H43L42 30H39V29H38V27H37V26H38V20L41 19L40 16L43 17V15L41 14L43 11H42V12H41V11H38V9H39L38 7L41 8V7H44V6H45V8H44V9H45V12L47 11L48 15H49L50 17L52 16L51 19L53 20V17H56V16H57V17L63 16V15H64V16H65V15L68 16V14H69L68 11H69V9H71V8H68V7L72 4V2L69 1L70 5L67 3L68 1L65 2L66 4L63 3V4L60 5L59 3H62V2L59 1V3L57 2L56 5H53V3L55 4L56 2H53V1H52V2H51L52 4H51V3L48 4V1H46V0H45V1L41 0V3L38 2ZM71 1H73V0H71ZM77 1H79V3H77L76 0H75L77 6H78V4H79V5H82L83 1H80V0H77ZM90 1H91L95 6H96V5H97V6H100V5H102V3H103V1H101V0H90ZM100 1H101V2H100ZM105 1H106V0H105ZM111 1H112V0H111ZM115 1H116V0H115ZM211 1H212V0H211ZM224 1H225V0H224ZM5 2H6V1H5ZM12 2H13V1H12ZM19 2H20V1H19ZM36 2H37L38 4H37ZM42 2H46V3L42 4ZM75 2L73 1V4H75ZM98 2H99V3H98ZM167 2H168V1H167ZM169 2H170V1H169ZM169 2H168V3H169ZM213 2H214V1H213ZM217 2H218V1H217ZM96 3H97V4H96ZM100 3H101V4H100ZM110 3H111V2H110ZM113 3H116V2H113ZM144 3H145V2H144ZM158 3H159V2H158ZM197 3H198V2H197ZM197 3H196V5H197ZM2 4H3V3H2ZM21 4H22V3H21ZM31 4H32V5H31ZM33 4H35V5H33ZM45 4H46V5H45ZM50 4H51V5H50ZM58 4H59V5H58ZM76 4H75L74 7H77ZM90 4H91V3H90ZM98 4H100V5H98ZM159 4H160V3H159ZM12 5H13V3H12ZM36 5H37V6H36ZM42 5H43V6H42ZM94 5H92V7H94ZM103 5H104V3H103ZM116 5H117V4H116ZM120 5H121V4H120ZM211 5H212V4H211ZM222 5H223V4H222ZM8 6H9V5H8ZM34 6H36V9H35V10H37L38 13L41 12V13H39V14H41L40 16H38V15H39L38 13H37V14H34V12H33V13L31 12V11H32V8H33ZM109 6H110V5H109ZM112 6H113V4H112ZM157 6H158V5H157ZM157 6H156V7H157ZM217 6H218V5H217ZM1 7H2V5H1ZM11 7H12V6H11ZM71 7H72V6H71ZM89 7H90V6H88V9L90 10ZM148 7H149V6H148ZM199 7H200V6H199ZM258 7H259V6H258ZM37 8H38V9H37ZM67 8H68V9H67ZM77 8L79 9V6H78ZM86 8H87V6H86ZM101 8H102V6H101ZM109 8H110V7H109ZM159 8H160V7H159ZM215 8H216V7H215ZM262 8H264V6H263ZM80 9H82L81 6H80ZM80 9H79V10H80ZM97 9H98V7H97ZM103 9H104V8H103ZM140 9H141V8H140ZM160 9H161V8H160ZM190 9H191V8H190ZM239 9H240V8H239ZM40 10H42V9H40ZM118 10H119V9H118ZM141 10H142V9H141ZM157 10H158V9H157ZM163 10H164V9H163ZM14 11H15V10H14ZM19 11H22V12H20V14H19ZM23 11H24V13H25V12H26V13L24 14ZM72 11H74V10H72ZM190 11H191V10H190ZM262 11H263V14H264V9H262ZM262 11H259V15L262 14ZM29 12H30L31 14H34L35 17H34L33 15H31ZM74 12H75V11H74ZM139 12H140V11H139ZM142 12H143V11H142ZM142 12H141V13H142ZM167 12H168V11H167ZM169 12H170V11H169ZM177 12H178V11H177ZM253 12H254V11H253ZM28 13L30 14V16H29ZM144 13H145V12H144ZM155 13H156V12H155ZM239 13H240V12H239ZM9 14H6V15H9ZM22 14H23V15H22ZM26 14H27V16H28L27 19H26L25 16H24V15H26ZM44 14H45V13H44ZM77 14H78V13H77ZM176 14H177V13H176ZM242 14H243V11H242ZM263 14H262L261 16L258 17V19H259L260 21H262V20L264 21V17H263L264 15H263ZM6 15L3 16L4 19L7 18ZM59 15H60V16H59ZM140 15H141V14H140ZM152 15H153V14H152ZM154 15H155V14H154ZM185 15H186V14H185ZM45 16H46V18L44 17V19H41V21H42V20H47V19H48V18H47V15H45ZM142 16H143V14H142ZM145 16H146V15H145ZM174 16H175V14H174ZM189 16H190V15H189ZM221 16H222V14H221ZM223 16H224V15H223ZM223 16H222V17H223ZM238 16H239V15H238ZM29 17L32 18V19L35 18L34 20H35L36 23H37V25L35 24L36 27L34 26V22H33V23H30V19H29ZM69 17H70V15H69ZM87 17H88V15L85 17V19H86ZM103 17H104V16H103ZM153 17H155V16H153ZM164 17H165V16H164ZM168 17H169V16H168ZM171 17H173V16H171ZM180 17H181V16H180ZM215 17H216L217 20H221V22H218V21H217V23H218V24H217L216 21H214V20H216V19H214V18H212V21H211V22H212V23H213V22L216 23V24L219 26V28H216V27H217L216 24H215V28H216V29H220L221 32H220L219 35H218V34H216L217 32H216V33H213V32H212V29H210L208 33L211 34V32H212V34H211V39H212V38L214 39V36H215V37H216V36H221V34L224 32V31H223L224 28H223V30H222V27H220V25H221V26H222V25L224 26V24H222V23H225V25H229V23H230L229 27H230L232 24H236V23L234 22V20H233L234 17L231 18V19L233 20V22L231 21V19H230L231 22H230L229 20L227 21V19L225 20V18H227V17H224V19H223V20H225V22L221 19L220 16H219V18H218V15L215 16ZM250 17H252V14H251ZM262 17H263V18H262ZM96 18H97V17H96ZM155 18H156V17H155ZM159 18H160V17H159ZM177 18H178V17H177ZM238 18H239V17H238ZM240 18H241V17H240ZM242 18H243V17H242ZM242 18H241L240 20H238V22H242V21H241V20H243ZM256 18H257V17H256ZM260 18H261L262 20H261ZM54 19H55V18H54ZM98 19H99V18H98ZM126 19H128V17H126ZM153 19H154V18H153ZM167 19H168V18H167ZM251 19H252V18H251ZM251 19H250L249 21H248V18L246 19L247 22H248L249 24H250V21H252ZM27 20L29 21V23L26 22ZM48 20H50V19H48ZM58 20H59V19H58ZM65 20H66V19H65ZM87 20H88V19H87ZM150 20H151V19H150ZM172 20H173V19H172ZM246 20H243V21H246ZM253 20H254L255 23H256V20H255V19H253ZM69 21H70L69 24L72 26V28H73V27L75 28L76 26H78V27L80 26V28H81V26H82L80 23H78L79 21H78L77 19H75V18L73 19L72 17H70V18H69ZM116 21H117V20H116ZM152 21H154V20H152ZM158 21H159V20H158ZM254 21H252V22H254ZM263 21H262V22H263ZM8 22H9V21H8ZM159 22H160V21H159ZM164 22H165V21H164ZM182 22H183V21H182ZM211 22H210V20H209V23L213 26V24H212ZM227 22H229V23H227ZM252 22H251V23H252ZM258 22H259V21H258ZM262 22H261V23H262ZM27 23H28V24H27ZM47 23H48V22H47ZM88 23H89V22H88ZM127 23H128V22H127ZM127 23H126V24H127ZM152 23H154V22H152ZM179 23H180V22H179ZM190 23H191V22H190ZM206 23H207V22H206ZM69 24H68V26H67L68 28H66V29H68V31L71 30V29H69V27H70ZM82 24H84V23H82ZM91 24H92V22H91ZM120 24H121V23H120ZM157 24H158V23H157ZM166 24H168V23H166ZM166 24H165V26H166ZM180 24H181V23H180ZM4 25H6L7 27L4 26ZM44 25H45V24H44ZM48 25H49V24H48ZM59 25H60V24H59ZM115 25H116V24H115ZM187 25H189L188 22L186 23L185 27H186ZM195 25H198V24H195ZM199 25H200V24H199ZM207 25H208V24H207ZM245 25H246V24H245ZM8 26H9V27H12V28H9ZM179 26H180V25H179ZM181 26H182V25H181ZM181 26H180V27H181ZM190 26H192V25L190 24L189 26L186 27V28H189V30H188V29L186 30V28L184 27L185 29H183V31H181V30L178 31V32H180L181 34H183V35H181V34L179 33L180 36L183 37V36L186 35V37L188 38V40H187V39H185V37H184V39H185L186 42H187V41L190 42L189 40L193 39V38H192V37H193V34L190 33V32L192 31V28H190ZM193 26H194V25H193ZM247 26H248V25H247ZM53 27H54V26H53ZM83 27H84V26H83ZM100 27H101V26H100ZM121 27H122V26H121ZM124 27H125V26H124ZM129 27H130V26H129ZM159 27H160V24H159ZM194 27H195V26H194ZM194 27H193V28H194ZM200 27H203V26L201 25ZM204 27L207 28V26H204ZM229 27H228V28H229ZM262 27H263V26H262ZM76 28H77V27H76ZM76 28H75V30H76ZM127 28H128V27H127ZM134 28H135V27H134ZM167 28H168V27H167ZM206 28H205V29H206ZM210 28H211V27H210ZM248 28H249V27H248ZM250 28H251V26H250ZM250 28H249V29H250ZM36 29H38L39 31L36 30ZM46 29H47V28H46ZM117 29H118V28H117ZM119 29H120V28H119ZM122 29H123V28H122ZM164 29H165V28H164ZM195 29H197V28L195 27ZM195 29L192 31L193 33L196 32ZM203 29H204V28H203ZM16 30H17V31H16ZM47 30H48V29H47ZM83 30H84V29H83ZM94 30H95V29H94ZM127 30H128V29H127ZM127 30H125V31H127ZM129 30H130V28H129ZM139 30H140V29H139ZM141 30H142V29H141ZM171 30H172V29H171ZM185 30H186L187 34H186V32H185V34H184V31H185ZM190 30H191V31H190ZM198 30H199V29H198ZM13 31H15V32H13ZM23 31H24L25 33H24ZM40 31L43 32L44 34H42ZM65 31H66V30H65ZM79 31H80V30H79ZM160 31H161V30H160ZM189 31H190V32H189ZM210 31H211V32H210ZM226 31H227V33H228V30H226ZM19 32H18V33H19ZM60 32H61V31H60ZM102 32H103V30H102ZM102 32H101V33H102ZM121 32L123 33L124 31L121 30ZM140 32H141V31H140ZM150 32H151V31H150ZM170 32H171V31H170ZM178 32H177V33H178ZM197 32H198V31H197ZM250 32H252V31H250ZM22 33H20V35H22L23 38L26 37V35L24 36ZM95 33H96V32H95ZM124 33H125V32H124ZM133 33H134V32H133ZM137 33H138V32H137ZM157 33H158V32H157ZM172 33H173V32H172ZM177 33L174 34V38L172 37V34L169 33L170 35H168V37H170L169 40H171V44H173L172 42L175 40V38H177V39H178V38H182V37H180L179 35H178V37H175V36H177ZM227 33H226V34H227ZM244 33H245V32H244ZM246 33H247V32H246ZM248 33H249V31H248ZM59 34H60V33H59ZM113 34H114V33H113ZM126 34L128 35V32L125 33V36H124V37L127 38V35H126ZM153 34H155V33L153 32ZM160 34H162V33L160 32ZM197 34H198V33H197ZM197 34H196V35H197ZM210 34H209V35H210ZM214 34H216V35H214ZM7 35H9V36H7ZM15 35H16V34H15ZM46 35H47V36H46ZM119 35H122V37H123V34H120V33H119V34L117 35V33L115 32V36H117V38H118L119 40H122V39L119 38ZM133 35H134V34H133ZM142 35H143V34H142ZM164 35L167 36V34H164ZM246 35H247V34H246ZM261 35H263V34H261ZM261 35H259V36H261ZM13 36H14V35H13ZM79 36H80V35H79ZM138 36H140V35H138ZM160 36L162 37V35H158V36H157L158 41H160V39H159V38H161ZM190 36H191V37H190ZM223 36H224V35L222 34V37H223ZM229 36H230V35H229ZM243 36H244V35H243ZM16 37H17V36H16ZM99 37H100V36H99ZM196 37H197V36H196ZM205 37H206V36H205ZM256 37H257V36H256ZM256 37H255V36H254V37L250 36L251 39H252V38H255V39H256ZM263 37H264V35L262 36V38L260 37V38H261L260 40L258 39L259 37H257V39H258L257 41L252 39L253 44H254V43L257 44V46H256V44H255V46L258 47L257 49H260V48H263V47H264V45H263V44H264V38H263ZM11 38H13V37H11ZM11 38H9V39H11ZM61 38H62V37H61ZM69 38H70V36H69ZM126 38H125V39H126ZM140 38H141V37H140ZM153 38H155V36H154ZM209 38H210V37H209ZM224 38H225V37H224ZM247 38H248V37L244 38L245 41H243V40H240V41H239V43L241 42V43H240V44H241V47H244V46L247 47V48L253 47V44H252L251 39H250V38L247 39ZM14 39H15V37H14ZM33 39H32V40H33ZM148 39H149V40H148ZM150 39H151V37H150V38L148 37V38H147L148 42H147L146 40H145V42H144V41L141 42V43H142V46H143V43H145V44H147V47H149V46H148V43L151 42V43H149V45H151V44L155 41L156 38H155V39H152V40H150ZM165 39L168 40L167 37H165ZM184 39H183V40H184ZM202 39H203V38H202ZM207 39H208V38H207ZM20 40H22V39H19V41H20ZM30 40H31V39H30ZM30 40H29V41H30ZM32 40L29 42V48H31L30 44H31L32 42H34V41H32ZM99 40H100V39H99ZM134 40H135V39H134ZM156 40H157V39H156ZM169 40L166 41V42H168V43H166L165 40H164V43H166V44H165V48H166L167 51L165 50V48H163V49L166 51L165 53H164V50H162L161 47L164 45L163 42H162L163 45L159 46V47H160V48H159V49H160L159 54H161V52L163 51V57H164V58H165V56H166V58L169 57V58H171L170 61L173 62L172 64L169 63V65H172V66H170V67H172V71H171V77H172V80L174 79L173 82H174V83L176 82V84L173 83V85H174V86L176 85V86L174 87V89L172 88V90H175V89L177 88V89H176L177 91L175 90V93H174V91H172L171 93L175 94V96H173V94H172V97H168V98H169V99H170V98H171V99H173V98L176 99V101H177L176 104L179 103L178 100H179V101H182V102H181L182 104L180 103V105H182V106H180V107H181V108L183 107V108L181 109V108L179 107L180 110H178L179 113L181 112V113H180V114H181L180 117H182L179 121H182V120L184 119L183 117H186V118H187V117L190 115V113H191V109H192V111H193V109H194V111H193L194 113H196L197 111H201V109L204 108L205 105H206V103L208 102L207 99L210 98L209 101L213 100V99L210 97V95H209V94L212 95V93H211V92L208 93V92L210 91L209 89H211V88H209V86L212 87V86L210 85V79L213 78L212 76H214V78H215V76H216L215 74H217V72H219V71L221 72V67H220V68L218 67L219 63H218V64H214V65H210V64L215 63L216 60H217V59H215V58H218V55H219V54L222 55V52H219V53H218V52H214V51H213V52H209V53H208V54L210 55V57H211V55H212V58L215 57V58H214L215 62H214V60H213L212 63H211V61L208 63V64H209V68H210V66H212V71L210 70V69H211V68H210V69H209V72H211V73L214 74V75L211 76V73H210V74L207 76V78L210 77L209 80L207 79V81H208L209 84L206 83L207 81H206V79H205L206 82L204 81V83L207 84L208 86H207V85L204 86L203 90H204L205 92H204L203 90L201 91V93H202L203 95L199 96V97H201V98H199V99H200V100H199L200 102H199V105L197 106V108H196V107H194V108H189V106H187V105L184 104V102L190 101V100L188 99V97L191 96V94H193L194 92H197V94L199 93L198 95H200V91L198 92V91L196 90V89H198V88H197V85L194 87V89H193L194 91H193V90H191V85L189 84V83H191V81L195 80V77H194L195 75H194V74H193V76H192L194 79H193V78H190V77L188 76L190 79H188V81H187V79L185 78L186 81H185V80L183 81V77H187V75L184 76V74H186L185 72H187L188 67H190V66H188V65H189V62H191V61L187 62V64H186V63H185V62H186V58L180 57V59H179L178 57L180 56L181 52L183 53L184 50L187 51V50L189 49V48H188L189 45L186 44V45H188V46H185V47L187 48V50H186V48H184V50H183V48H182L181 50H183V51H181L179 48L177 49V47H175L174 45H172V47L174 46L173 48H172L171 46H169V48H168V44L171 45V44L169 43ZM178 40H181V39H178ZM209 40H210V39H209ZM248 40L251 42V44H250V42H249V44L247 43ZM37 41H35V43H32V44L35 45V44L37 43ZM73 41H74V40H73ZM122 41H123V40H122ZM185 41H184V42H185ZM197 41H198V40H197ZM207 41H208V40H207ZM207 41H206V42H207ZM211 41H212V40H210V42H211ZM254 41H256V42H254ZM7 42H8V41H7ZM20 42H22V41H20ZM96 42H97V41H96ZM136 42H137V41H136ZM138 42H139V41H138ZM160 42H161V41H160ZM195 42H196V41H195ZM201 42H202V41H201ZM208 42H209V41H208ZM208 42L206 43V44H208L207 46H209V45L211 44L210 42H209V43H208ZM215 42H216V41H215ZM242 42H243V43H242ZM63 43H64V42H63ZM71 43H72V42H71ZM97 43H98V42H97ZM121 43H122V42H121ZM128 43H129V42H128ZM128 43H127V44H128ZM141 43H139L138 47L141 46V45H140ZM154 43L156 44V42H154ZM154 43L152 44L153 46H158V45H154ZM244 43H246V44H244ZM72 44H73V43H72ZM92 44H93V43H92ZM198 44H199V43H198ZM4 45H5V44H4ZM14 45H15V44H14ZM34 45H33V47H34ZM65 45H66V44H65ZM123 45H124V44H123ZM152 45H151V46H152ZM204 45H205V43H204ZM215 45H216V44H215ZM250 45H252V46H250ZM9 46H10V45H9ZM42 46H43V45H42ZM73 46H74V45H73ZM93 46H94V45H93ZM166 46H167V47H166ZM182 46H183V45H182ZM239 46H240V45H239ZM249 46H250V47H249ZM255 46H254V48H253L254 50H255V48H256ZM260 46H261V47H260ZM2 47H3V46H2ZM22 47H23V49H24L23 51H25V49H26L27 46L25 47V46L22 45V43H21V45L18 47L19 50H21ZM24 47H25V48H24ZM145 47H146V45H145L143 48L138 49V51H140L141 49H143V50H141L140 52H142V53L144 54L145 52H143V51H144V49L146 50V48H147V47H146V48H145ZM170 47H171V48H170ZM192 47H193V45H192ZM192 47H191V48H192ZM214 47H215V46H214ZM259 47H260V48H259ZM5 48H6V47H5ZM10 48H11V47H10ZM101 48H102V47H101ZM107 48H108V47H107ZM121 48H122V47H121ZM149 48H150V47H149ZM154 48H155V47H154ZM12 49H13V48H12ZM33 49L35 50V48H32V50H33ZM45 49H46V48H45ZM155 49H156V48H155ZM204 49H205V48H204ZM229 49H230V48H229ZM250 49H252V48H250ZM32 50H30V49H29V50H26L25 53H28V51H32ZM88 50H90V51H88ZM88 50H87L86 52H91V49H90V48H89ZM100 50H104V49H100ZM122 50H123V49H122ZM122 50L120 49V51L122 52V54L125 55V57L127 56L128 53H130V51H129V52H128V51H124V52H123ZM151 50H152L153 52H152ZM156 50H158V49H156ZM156 50H153V49L150 48V52H152V53H149V49H148L147 52L149 53L150 57L154 56V57H153L154 59L152 58V59L154 60L153 62H154L156 65H159V63L157 64V62L160 61L159 57H161V55H157V54H158V51H156ZM175 50H176V51H175ZM222 50H223V49H222ZM225 50H226V49H225ZM238 50H239V49H238ZM238 50H237V51H238ZM7 51H8V50H7ZM23 51H22V52H23ZM105 51H106V50H105ZM179 51H180V52H179ZM185 51H184V54H185ZM204 51H205V50H204ZM216 51H217V50H216ZM218 51H219V50H218ZM220 51H221V50H220ZM9 52H10V51H9ZM11 52H13V51H11ZM32 52H33V51H32ZM32 52H31V53H32ZM61 52H62V51H61ZM61 52L58 51V53L54 56V57H56V59H54V57H53V58H51L52 60H49V62H50V61L52 62V61H54V60L56 61L57 58H58V60H59V59L61 58V54H62ZM72 52H73V51H72ZM98 52H99V51H98ZM126 52H127V53H126ZM135 52H136V51H135ZM140 52H139V53H140ZM155 52H157V53H155ZM189 52L191 53L190 49H189ZM189 52H187L186 54L188 55ZM207 52H208V51H206L205 53L207 54ZM226 52H227V51H226ZM16 53H17V52H16ZM16 53H15V54H16ZM52 53H53V51H52ZM92 53H94V49L92 50L91 53H86L87 57L85 56L84 59H82L81 64H80L82 67H89V66L92 67V66H91V65L93 64V63H91V59H92V58H90V55H91ZM107 53H108V55H107L108 57H106L105 59L110 58V60H112L113 58H115V59L117 58V59H118L120 56H123V55H120L119 51H112L110 54H109V52H107ZM125 53H126V54H125ZM142 53H141V54H142ZM148 53H147V55H148ZM153 53H154V54H153ZM205 53H204V55H205ZM211 53H212V54H211ZM214 53H217V54L214 55ZM237 53H238V52H237ZM247 53H248V52H247ZM8 54H9V53H8ZM10 54H11V53H10ZM12 54H13V53H12ZM12 54H11V55H12ZM88 54H89V56H88ZM151 54H152V55H151ZM177 54H178V55H177ZM223 54H224V53H223ZM229 54H230V53H229ZM96 55H97V54H96ZM128 55H130V54H128ZM164 55H165V56H164ZM175 55H176V58H174ZM204 55H202V57H203V58H202V59H203V62H204V61L212 60L211 58H210V59H206L207 57H205ZM230 55H231V54H230ZM238 55H239V54H238ZM246 55H247V54H246ZM249 55H250V54H249ZM261 55H262V54H261ZM9 56H10V55H9ZM9 56H8V57H9ZM94 56H95V55H94ZM94 56H93V54H92V57H94ZM109 56H110V57H109ZM137 56H138V55H137ZM157 56H158V57H157ZM183 56H184V55H183ZM188 56H189V55H188ZM216 56H217V57H216ZM1 57H2V56L0 55V59H1L0 61L3 60V58H1ZM8 57H7V58H8ZM22 57H23V55H22ZM62 57H63V56H62ZM125 57H122L123 60H122L121 58H119V59H121L122 61H124ZM129 57H130V60H129ZM155 57H157V58H155ZM208 57H209V56H208ZM219 57H220V56H219ZM228 57H229V55H228ZM231 57H232V56H231ZM260 57H261V56H260ZM4 58H5V56H4ZM143 58H144V57H143ZM146 58H147V57H146ZM161 58H162V57H161ZM169 58H168V59H169ZM187 58H188V57H187ZM13 59H14V58H13ZM49 59H50V58H49ZM102 59H103V58H102ZM115 59L112 60V61L117 62V60L115 61ZM127 59H128L129 61H127ZM181 59H182V60H181ZM219 59H220V58H219ZM231 59H232V58H231ZM5 60H6V59H5ZM11 60H12V59H11ZM42 60H43V59H42ZM103 60H104V59H103ZM107 60H109V59H107ZM107 60H105V64L102 65V68H103V66H105V65L108 63ZM121 60H120V61H121ZM125 60H126V62H124L125 64L121 61L124 65L128 64L127 62H129V64H130L131 56H128ZM147 60H148V59H147ZM158 60H159V61H158ZM162 60H163V61H162ZM172 60H173V61H172ZM179 60H180V61H179ZM12 61L15 62L14 60H12ZM26 61H28V60H26ZM72 61H73V60H72ZM118 61H119V60H118ZM133 61L135 62L136 59L133 60ZM141 61H142V59H141ZM156 61H157V62H156ZM161 61H162V62H165L166 60H165V59H161ZM161 61H160V65H159V66H161V64H162ZM182 61H183V62H182ZM31 62H32V61H31ZM100 62H101V61H100ZM136 62H137V61H136ZM136 62H135V65H136ZM139 62H140V61H139ZM146 62H147V61H146ZM19 63H20V62H19ZM21 63H23V62H21ZM37 63H38V62H37ZM44 63H45V62H44ZM47 63H48V62H47ZM102 63H103V61H102ZM109 63H110V61H109ZM118 63H119V62H117L116 65H117ZM141 63H142V62H141ZM222 63H223V62H222ZM112 64H113V63H112ZM114 64H115V63H114ZM137 64H138V63H137ZM145 64H146V63H145ZM163 64H167V61H166V63H163ZM17 65H18V63H17ZM19 65H20V64H19ZM39 65H40V64H39ZM50 65H51V64H50ZM93 65H94V64H93ZM146 65H149L148 62H147ZM146 65L143 66V68H145V69H144V73H147V71H146V69H147L146 67H147V66H146ZM156 65H155V66H156ZM190 65H192V64H190ZM221 65H222V64H221ZM22 66H23V65H22ZM25 66H26V65H25ZM41 66H42V65H41ZM120 66H121V65H120ZM126 66H127V65H126ZM149 66H150V65H149ZM159 66H157V67H159ZM187 66H188V67H187ZM219 66H220V65H219ZM4 67H6V66H4ZM114 67H115V66H114ZM118 67H119V66H118ZM118 67L116 66L114 69L117 68V69H119L118 71L121 72V69H122V68H121V67L118 68ZM137 67H138V66H137ZM157 67H156V69H157ZM165 67H166V66H165ZM191 67H192V66H191ZM193 67H194V66H193ZM10 68H11V67H10ZM22 68H23V67H22ZM34 68H35V67H34ZM36 68H37V67H36ZM50 68H51V67H50ZM71 68H72L71 65H69V64L66 65V66L64 67V69H62V70H60V71L58 72V74H57V75H58V76H57V79H56V81H53V82H48V81L50 80V79H49V78H50V77H49L50 75H49L48 72H46V73L48 74L47 76H45V75H40V76H38V78H35V77H34V79H35V81H33L34 83H31V82H30V84L27 83V84L25 85V88H24V87L22 88V91H21V92H19L18 89H15V88H14L15 85L12 86L13 83H12V85H11V82H5V81L3 80L4 77L2 78L1 75H0V97H2V98H1V99H2V102H3L2 104H3V105H4V104L7 105V106H6V105L3 106V105L1 104V105H2V109H3V111H5V112H6V111H11L12 109H14V107H12V105H13V106L15 105V104H14V101L16 102V100H17V102H18V100H20V98L22 99V98H25L26 96L28 97V95H30V94L33 93V91H34V93H36L35 91H39V93H40L41 91H42L43 93H45V92H49V91H50L49 89H51L50 87H52L51 85H52L53 83H54L53 85L58 84V85L60 86V85L62 84V80H63V79L65 80V79L67 78L66 76L69 74ZM74 68H75V67H74ZM78 68H79V67H78ZM104 68H105V67H104ZM124 68H125V67H124ZM128 68H129V66H128ZM140 68H141V67H140ZM140 68H139V69H140ZM161 68H162V66H161ZM168 68H169V67H168ZM195 68H196V67H195ZM204 68H205V67H204ZM12 69H13V68H12ZM72 69H73V68H72ZM99 69H101V67H100ZM125 69H126V68H125ZM151 69H152V68H151ZM197 69H199V68H197ZM7 70H8V69H7ZM148 70H149V69H148ZM163 70H164V69H163ZM166 70H167V69H166ZM188 70H189V69H188ZM190 70H192V69H190ZM218 70H219V71H218ZM251 70H252V69H251ZM2 71H3V70H2ZM2 71H1V72H2ZM44 71H45V70H44ZM92 71H93V70H92ZM106 71H107V69H106ZM109 71H110V69H109ZM118 71L115 70V72H113V73L109 72V73H110V74H109L108 71H107V73H106V72L103 73V71H102V69H101V72H100V71L98 72L99 75L97 74L98 76H96V74H95L96 77H95V76H93V77L91 76V77H90V81H89V79H88L87 82L90 83L91 88H92L93 90H95V91L98 92V89H99V88H103V86H104L105 88L107 87V85H105V84H106L109 80H110L109 82H111V79H112V78L115 79V78H117V76H118V78L121 76V75L118 74ZM149 71H151V74L154 73V71H152V70H149ZM201 71H202V70H201ZM252 71H253V70H252ZM22 72H23V71H22ZM95 72H96V71H95ZM127 72H128V71H127ZM165 72H166V71H165ZM189 72H190V71H189ZM193 72H194V71H193ZM197 72H200V71L198 70ZM8 73H9V71H8ZM14 73H15V72H14ZM100 73H101L102 76H100ZM122 73H123V71H122ZM144 73H143V74H144ZM168 73H169V72H168ZM9 74H10V73H9ZM19 74H20V73H19ZM198 74H199V73H198ZM17 75H18V74H17ZM133 75H134V74H133ZM168 75H169V74H168ZM200 75H201V74H200ZM263 75H264V74H263ZM263 75H260L261 77H258V78H261V79H262V76H263ZM12 76H13V75H12ZM14 76H15V74H14ZM146 76L148 77L149 75L146 74ZM163 76H164V75H163ZM217 76H218V74H217ZM46 77H48V78H46ZM54 77H55V76H54ZM76 77H77V76H76ZM99 77H100V78H99ZM198 77H199V76H198ZM198 77H197V78H198ZM200 77H201V76H200ZM263 77H264V76H263ZM91 78H92V79H91ZM93 78H95V79H93ZM98 78H99V79H98ZM144 78H145V77H144ZM218 78H219V77H218ZM8 79H9V78H8ZM8 79H7V81H8ZM16 79H17V78H16ZM18 79H19V77H18ZM21 79H22V78H20V80H21ZM36 79H37V80H36ZM47 79H48V81H47ZM51 79H52V78H51ZM119 79H120V78H119ZM127 79H128V78H127ZM127 79H126V80H127ZM147 79H148V78H147ZM192 79H193V80H192ZM203 79H204V78H203ZM11 80H12V78H11ZM22 80H23V79H22ZM27 80H28V79H27ZM31 80H32V79H31ZM53 80H54V79H53ZM75 80H76V79H75ZM160 80H161V79H160ZM160 80H159V82H157V83L160 84ZM178 80H179V81H178ZM189 80H191V81L189 82ZM201 80H202V79H201ZM215 80H216V79H215ZM219 80H220V79H219ZM36 81H38L39 83L36 82ZM122 81H123V80H122ZM132 81H133V79H132ZM141 81H142V79H141ZM145 81H146V80H145ZM177 81H178V82H177ZM4 82H5V83H4ZM14 82H15V81H14ZM17 82L19 83V80H18ZM17 82H16V83H17ZM125 82H126V81H125ZM149 82H150V79H149ZM179 82H180V83H179ZM215 82H216V81H214V83H215ZM258 82H260V80H259ZM7 83H8V84H7ZM20 83H21V82H20ZM35 83H36V84H35ZM80 83H81V81L79 80V83H78V84H80ZM144 83H145V82H144ZM157 83H154V85L156 84V85L158 86ZM194 83H195V82H194ZM199 83H200V82H199ZM33 84H34V85H33ZM38 84H40L41 86L39 87ZM64 84H65V83H64ZM119 84H120V83H119ZM138 84H139V83H138ZM138 84H137V85H138ZM141 84H142V82H141ZM146 84H147V83H146ZM178 84H179V85H178ZM180 84H182V85H180ZM20 85H21V84H20ZM32 85L34 86L33 91H32V89H31V88L33 87ZM58 85H57V86H58ZM133 85H134V84H133ZM147 85H148V84H147ZM156 85H155V86H156ZM192 85H193V83H192ZM202 85H203V82H202L201 85H200L201 88L203 87ZM221 85H222V84H221ZM18 86H19V85H18ZM29 86H31V87L29 88ZM57 86H56V87H57ZM59 86H58V87H59ZM117 86H118V85H117ZM123 86H124V85H123ZM123 86H122V87H123ZM145 86H146V85H145ZM155 86H154V88H155ZM157 86H156V90L153 89L154 91H157V92H153V93H152V95L154 94V95H153V98H154V101H155V102L158 100L157 98H161V99H162V97L164 98V96L161 95L162 93H161V94L158 93V92H160V91L157 90ZM162 86H163V85H162ZM165 86H166V85H165ZM177 86H178V87H177ZM179 86H180V88H179ZM200 86H198V87H200ZM222 86H223V85H222ZM35 87H39L38 90H35ZM134 87L137 88V86H134ZM205 87H206V88L208 87L207 89H208L209 91H208ZM16 88H17V87H16ZM77 88H78V87H77ZM140 88H141V87H140ZM158 88H160V87H158ZM201 88H200V89H201ZM218 88H219V87H218ZM232 88H233V90H234V89H235V90H238V89L241 88V84H240V83H235V84L232 86ZM30 89H31V90H30ZM58 89H59V90H57V91L60 92L61 89H60V88H58ZM103 89H104V88H103ZM103 89H100V90H101V93L103 92V93L105 94V92H104ZM143 89H146V88H142V90H143ZM160 89H162V88H160ZM200 89H198V90H200ZM1 90H2V91H1ZM19 90H21V89H19ZM51 90H52V89H51ZM102 90H103V91H102ZM167 90H168V87H167ZM195 90H196V91H195ZM213 90H215V88L213 89V87H212V90H211V91H213ZM17 91H18L19 93H18ZM31 91H32V92H31ZM119 91H120V90L117 91V92H118L117 94H120ZM143 91H147V90H143ZM192 91H193V92H192ZM90 92H91V91H90ZM120 92H121V91H120ZM1 93H2V94H1ZM88 93H89V92H88ZM103 93L101 94L103 97H102L101 95L99 96V97L103 98L102 101H103V100L105 101V100H107V99L110 100V99H109V96H110V97L114 96V95H111V94H108V95L105 94V95H106V96H105ZM206 93H207V94H206ZM213 93H214V96H215V93H216V92L213 91ZM37 94H38V93H37ZM41 94H42V93H41ZM117 94H116V95H117ZM146 94H147V92L144 93L145 96H146ZM226 94H228V92H227ZM229 94H230V93H229ZM1 95H2V96H1ZM4 95H5V97L7 98V100H5L6 98L4 99ZM39 95H40V94H39ZM80 95H81V94H80ZM98 95H99V94H98ZM98 95H97V96H98ZM123 95H124V94H123ZM152 95L149 96V97H152ZM208 95H209V96H208ZM35 96H37V95H35ZM97 96H96V97H97ZM104 96H105V98H104ZM107 96H108V98H107ZM159 96H160V97H159ZM176 96H177V98H176ZM205 96H207V97H205ZM212 96H213V95H212ZM227 96H228V95H227ZM230 96H231V95H229V97H230ZM33 97H34V94H33ZM194 97H195V95L192 96V98H194ZM101 98H100V99H101ZM106 98H107V99H106ZM113 98H115V97H113ZM136 98H137V97H136ZM136 98H134V99H136ZM165 98H167V97H165ZM168 98H167V100H168V104H165V107L167 106L168 109H170V108H172V107L174 106V103L172 102L173 104H171V101H169ZM189 98L191 99V97H189ZM32 99H33V98H32ZM42 99H43V98H42ZM52 99H53V98H52ZM80 99H81V98H80ZM95 99H96V98H95ZM111 99H112V98H111ZM122 99H123V98H122ZM124 99H125V98H124ZM134 99L132 100L133 102H134ZM143 99H144V98H143ZM155 99H156V100H155ZM174 99H173V101H175ZM177 99H178V100H177ZM194 99H195V98H194ZM194 99H193V100H194ZM196 99H197V98H196ZM201 99H202V100H201ZM234 99H235V98L231 99V100H232L231 102H230V101H228V102H229V104L235 102V103H237V104H236V106H237V105H238V102H237L238 100H237V99L234 100ZM29 100H30V99H29ZM61 100H62V99H61ZM113 100H114V99H113ZM125 100H126V99H125ZM149 100H150V99H149ZM163 100L167 101L166 99H163ZM186 100H187V101H186ZM203 100H204V102H203ZM227 100H228V98H227ZM233 100H234V101H233ZM5 101H6V102H5ZM44 101H45V99H44ZM58 101H59V100L56 99V100L53 101V102L51 101V102H48V103H44L45 105L42 104V105L40 106L41 109H40V107H34V108H32V110H31V108L27 109L28 111L25 110V111H24V114L22 115V116H23V117H22V120H24V121H26V120L31 121L30 123H33V122H35V121H38L37 118H38V116H39L41 113L43 114V111H45V113L47 114L48 112H51V110H52L51 108H53V110L56 109L55 106L57 105ZM65 101H66V100H65ZM84 101H85V99H84ZM150 101H151V102H154L153 99H151ZM150 101H149V104L152 105V103H151ZM158 101H160V99H159ZM158 101H157V102H158ZM165 101H164V102H165ZM4 102H5V103H4ZM22 102H23V101H22ZM36 102H37V101H36ZM77 102H78V99H76V98H75V99H72V100L70 101L71 104H74V103H77ZM124 102H125V101H124ZM133 102H132V103H133ZM155 102H154V103H155ZM157 102H156V103H157ZM201 102H203V103H201ZM26 103H27V102H26ZM38 103H39V102H38ZM41 103H42V102H41ZM67 103H68V102H67ZM83 103H84V102H83ZM86 103H87V102H86ZM94 103H95V102H94ZM110 103H112V102H110ZM119 103H120V102H119ZM160 103H161V102H160ZM165 103H166V102H165ZM187 103H188V102H187ZM235 103H233V105H232V104H231V105H232L233 107H235V106H234ZM29 104L31 105V103H29ZM58 104H59V103H58ZM122 104L124 105V103H122ZM130 104H131V103H130ZM176 104H175V105H176ZM201 104L203 105L202 108H201ZM227 104H228V103H227ZM21 105H22V104H21ZM25 105H26V104H25ZM43 105H44V106H43ZM125 105H126V104H125ZM140 105H141V104H140ZM162 105H163V104H162ZM178 105H179V104H178ZM53 106H54V107H53ZM57 106H58V105H57ZM67 106H68V105H67ZM111 106H112V105H111ZM135 106H136V108L139 107V105H138V106L135 105ZM153 106H154V105L151 106L152 109L155 108V106H154V107H153ZM185 106H186V107H185ZM199 106H200V107H199ZM32 107H33V106H32ZM42 107H43V108H42ZM63 107H64V106H63ZM71 107H72V106H71ZM81 107H82V106H81ZM104 107H105V106H104ZM124 107H125V106H124ZM129 107H130V106H129ZM132 107H133V106H131L130 108H132ZM157 107H158V105H157ZM167 107L164 109V110H165V114H168V109H167ZM174 107H175V106H174ZM174 107H173V108H174ZM49 108H50L51 110H50ZM115 108H116V109H112V110H113L112 112H111V110H110V111L107 110V111H108L107 114H109V115H106V117H107V116H108V117L110 116L109 119H112V116H113V118H116V117H115V116H116L115 113L117 114V111H118V109H120V107H117V106H116ZM125 108L128 109L127 106H126ZM133 108H134V107H133ZM133 108L130 109V110H125V111H127V113L125 112L126 114H124V112L122 113L121 110L118 111V115H121V116H122L123 121H124L125 117L127 118V119H126L127 121H126V120L124 121V123L126 124V122H127V124H126V125L123 124V125H124L123 128H124V127H125V128H124V129L122 128V129H121V134L118 135V136H120V139H119V140L116 139V141L118 140V142L115 144V146H114V144H113V145H112L113 147H110V148H114V149H111L110 152H112V150H114V151H115V150H118V149L115 148V147H118V148H119V147H121V145H123L122 142H124V140L127 138V134H130L129 132H130L133 128H134V131H131V132L135 135L134 137L137 139V138H140V136H143V135H144V134H143L144 132L142 133V131H144L145 129H148L147 125H148V124L150 125V123H151V124L153 123L152 121H149V119H147V116H146V118H145V115H142V116H143V119H141V117H142L141 115H140L141 117H140V116L138 117V115H136V114H138V113L134 114V113L137 112V111H135V108H134V109H133ZM139 108H140V107H139ZM149 108H150V107H149ZM200 108H201V109H200ZM230 108H232V107L230 106ZM10 109H11V110H10ZM35 109H36V111H35ZM37 109H38L39 112L37 111ZM43 109H44V110H43ZM45 109H49V111H48V110H45ZM60 109H61V108H60ZM80 109H81V108H79V110H80ZM82 109H83V108H82ZM99 109H100V108H99ZM110 109H111V108H110ZM156 109H157V108H156ZM234 109L237 110L236 107H235ZM234 109H233V111L228 115V117L226 118V122H229V121H228V118H231L230 115H232V117H233V116H234L233 114H235V113H236V115H235V117H233V118H234V119H235L236 117L238 118L237 115H238L239 113H238V111L235 112ZM15 110H16V109H15ZM40 110H41V111H40ZM42 110H43V111H42ZM53 110H52V111H53ZM115 110H117V111H115ZM133 110H134V111H133ZM137 110H139V109L137 108ZM153 110H154V109H153ZM170 110H171V109H170ZM62 111H63V110H62ZM68 111H69V109H68ZM85 111H86V110H85ZM166 111H167V113H166ZM171 111H172V110H171ZM230 111H231V110H230ZM57 112H58V110H57ZM102 112H103V111H102ZM113 112H114V113H113ZM119 112H121L122 114L119 113ZM161 112H162V115H163V114H164L163 109H162ZM193 112H192L191 114H193ZM233 112H235V113H233ZM66 113H67V112H66ZM103 113H104V112H103ZM36 114H39V115H36ZM54 114H55V113H54ZM90 114H91V115L88 114L90 117H91V116L96 117V115H97V111L95 110V115H94V112H91ZM105 114H106V113H105ZM110 114H111L112 116H111ZM113 114H114V115H113ZM123 114H124V115H123ZM170 114H171V112H170ZM66 115H67V114H66ZM88 115H87V116H88ZM132 115H133V116H132ZM135 115H136V116H135ZM154 115H155V114H154ZM162 115H160V118L162 117ZM0 116H1V115H0ZM36 116H37V118H36ZM44 116H45V115H44ZM64 116H65V115H64ZM97 116H99V115H97ZM100 116H101V114H100ZM123 116H125V117H123ZM165 116H166V115H164V117H165ZM17 117H18V116H17ZM58 117H59V116H58ZM58 117H57V115H56V118H58ZM90 117H88L89 119H87V123H88V124L91 123V122L94 123V122L97 120L96 118H95V120H94V118L91 119ZM117 117H118V116H117ZM130 117H131V118H130ZM135 117H138V118H135ZM151 117H152V116L150 115L149 118H151ZM175 117H176V116H175ZM177 117H178V116H177ZM177 117H176V118H177ZM24 118H25V119H24ZM34 118H35L36 120H35ZM68 118H69V117H68ZM119 118H120V117H119ZM133 118H134V119H133ZM139 118H140L141 120H140ZM144 118H145V119H144ZM166 118H167V117H166ZM245 118H246V117H245ZM33 119H34V121H32ZM45 119H46V117H45ZM59 119H60V118H59ZM90 119H91V120H90ZM128 119H131V120L134 122V124H135V122H136V124L138 125V126H136L137 128L134 127L135 125H134L133 123H130L131 120H128ZM135 119H136V121H135ZM154 119H157V118L154 117ZM173 119H175V118H173ZM173 119H172V120H173ZM178 119H179V118H177V120H178ZM234 119L231 118V120H230V121L233 120V124H232V122H231V123H227V124H229V125H226V124H225V125H226V126H225L226 129H225V127H224L223 130H220L221 132L217 129L219 132H218V131L215 132L216 134L212 136V138H214V140H215L216 137H219V136L222 137V135L225 133L226 136H227L228 138H227L225 135H224L222 138H221V137H220L219 139L216 138V139H218L219 141H221V143H220V142H219V143H220L221 145H223V146H224V144H227V140H229V139L231 138V136L233 137V136L236 134V131H237V130H236L235 127H236V120H237V119H235V121H234ZM0 120L4 121V119H0ZM56 120H58V119H56ZM79 120H80V119H79ZM88 120H89V121H88ZM93 120H94V121H93ZM107 120H108V119H107ZM115 120H116V119H115ZM137 120L140 121V122H141L142 120H143V121L145 120L146 122H148L147 124H146V122H145V125H146L147 128L145 127L144 123H142V122H141L142 124L139 123V122L137 123ZM159 120H160V119H159ZM167 120H168V119H167ZM28 121H27V123H28ZM49 121H50V120H49ZM71 121H72V120H71ZM80 121H82V120H80ZM80 121H79V122L77 121L76 123L74 122V123H75V124H74L75 126H76V124L79 123V124L76 126V127H77L76 129H78L79 127H82V126H83V124H82ZM105 121H106V118H105ZM110 121H111V120H110ZM128 121H129V122H128ZM239 121H240V120H239ZM15 122H16V121H15ZM56 122H57V121H56ZM111 122H112V121H111ZM172 122H173V121H172ZM175 122H176V121H175ZM183 122H184V121H183ZM1 123H2V122L0 121V126H1ZM59 123H60V121L58 120V123H57V124H59ZM99 123L102 125L101 122H99ZM119 123H120V122H119ZM156 123H157V122H156ZM261 123H263V125H261ZM261 123H260L259 127H260V130L262 131L261 126H263V129H264V121L261 122ZM55 124H56V123H55ZM55 124H54V125H55ZM64 124H65V123H64ZM94 124H95V123H94ZM100 124H99V125H100ZM103 124H104V123H103ZM106 124H108V125H106L105 127H107V128H108V127H111V126L109 125V122H108V121H106ZM131 124H133V125H131ZM140 124H141V125H140ZM231 124L233 125V128H232V125H231ZM234 124H235V126H234ZM247 124H248V123H247ZM2 125H3V124H2ZM60 125H62V122H61V124H59L58 128L61 127ZM74 125H73V126H74ZM89 125H90V124H89ZM111 125H112V123H111ZM142 125H144V126H142ZM149 125H148V126H149ZM175 125H176V124H175ZM237 125H239V124H237ZM256 125H257V124H256ZM23 126H24V125H23ZM73 126H72V127H73ZM75 126H74V128H75ZM78 126H79V127H78ZM91 126H92V124H91ZM91 126H90V127H91ZM102 126H103V125H102ZM120 126H121V125H120ZM140 126H142V127H140ZM198 126H199V125H198ZM241 126H242V125H241ZM26 127H27V126H26ZM87 127H88V125L86 124V125L84 126L83 129L85 130ZM93 127H94V126H93ZM121 127H122V126H121ZM139 127L142 129V131H141V129H140ZM143 127H144V130H143ZM150 127H151V126H150ZM156 127H157V126H156ZM196 127H197V126H196ZM217 127H218V126H217ZM228 127H230V130L227 129ZM238 127H239V126H238ZM253 127H254V126H253ZM0 128L2 129V130H0V140H1V139L3 138L2 136H4V134H3V127H0ZM8 128H10V127H8ZM17 128H18V127H17ZM61 128H62V127H61ZM102 128H103V127H102ZM102 128H100V129H102ZM107 128H106V129H107ZM112 128H113V126H112ZM173 128H174V126H173ZM231 128H232L233 130H232ZM5 129H6V128H5ZM11 129H12V128H11ZM28 129H30V130H28ZM28 129L26 130L27 132H24V134H23V137L25 136V137H24L25 140H23V139L21 140V141H23V145H24V146L21 144L20 148H21V150L24 149V150H28L29 152L31 151V154L34 156V154L36 153V151H34V152H35L34 154L32 153V152H33V151H32L33 147H32V149H31V145H32V144H35V142H36V144H37V142H38L37 140H38V139H41V140H42V136L45 138V135L42 133V131L45 130V129H40V130L37 129V130H36V129L32 128V127H29ZM32 129H33V130H32ZM48 129H49V128H48ZM48 129H46V130H48ZM59 129H60V128H59ZM76 129H75V130H76ZM100 129H98L99 132L96 131L97 129H95V130L93 129L92 132L94 133V131H96L97 134H98V133L103 134L104 131H106L105 128H103V129H105L104 131H101ZM103 129H102V130H103ZM108 129H109V128H108ZM108 129H107V130H108ZM110 129H111V128H110ZM117 129H118V127H117ZM135 129H136V130H135ZM137 129H138V130H137ZM139 129H140V130H139ZM156 129H157V128H156ZM159 129H160V128H159ZM165 129H166V128H165ZM224 129L227 130V132H224V131H225ZM243 129H244V128H243ZM248 129H249V128H248ZM248 129H244V133H243V131L241 130V131H242V134L245 135V133L248 132ZM250 129H251V128H250ZM255 129H256V128H255ZM35 130H36V131H35ZM79 130H80V128H79ZM84 130H83V131H84ZM89 130H90V128H89ZM89 130H88V131H89ZM129 130H130V131H129ZM197 130H198V129H197ZM239 130H240V129H239ZM16 131H17V130H16ZM40 131H41V132H40ZM80 131H81V130H80ZM88 131H87V132H88ZM108 131H109V130H108ZM137 131H138L141 135H140L139 133H137ZM148 131H149V130H148ZM166 131H167V130H166ZM222 131H223V132H222ZM229 131H230V132H229ZM233 131H234L235 134L233 133ZM250 131H251V130H250ZM250 131H249V133H251ZM261 131H259V132H261ZM110 132H111V131H110ZM134 132H136L137 135H136ZM162 132H163V131H162ZM252 132H253V128H252ZM15 133H16V132H15ZM50 133H51V130H50ZM93 133H92V134H93ZM106 133H107V132H106ZM106 133H105V134H106ZM108 133H109V132H108ZM146 133H147V131H146ZM172 133H173V131H172ZM172 133H171V134H172ZM230 133H231V134H230ZM95 134H96V133H95ZM101 134H100V135H101ZM138 134H139V136H138ZM164 134H165V133H164ZM164 134H163V135H164ZM168 134H170V133H168ZM173 134H174V133H173ZM191 134H193V133H191ZM197 134H199V133H197ZM228 134H230V135L228 136ZM233 134H234V135H233ZM253 134H255V133H253ZM261 134H262V132H261ZM48 135H50L49 132L47 133L46 138H47ZM89 135H90V134H89ZM98 135H99V134H98ZM147 135H148V134H147ZM158 135H159V134H158ZM163 135L160 134L158 137H155V136H154V138L152 137L151 140L149 139V140L147 141L148 143H147V144L145 143V144H146V145H144L145 147H144V148L142 147V150H141V149H138V151H137L136 154H135V157L137 156L136 159H137V158H141V160L138 159V161H140L141 164L143 163V165H144L147 169H149V171L147 170L148 172H150V171L152 170V168L154 169V171H155V172L153 171V172H154V173H153L154 175L152 174V171H151V174H152L153 178H155V181L159 179V176H157V173H158V172L155 170V168L153 167V165H154V163H156V162L158 163V159H157V158L159 157L158 154L160 153V151L163 150V152H164V151L168 148V147H167V144H166V143H167V142H166L167 139H165ZM18 136H20V135H18ZM118 136H117V137H118ZM125 136H126V138H125ZM136 136H137V137H136ZM249 136H251V135H249ZM55 137H56V136H55ZM91 137H92V136H91ZM101 137H102V135H101ZM128 137H129V135H128ZM165 137H166V136H165ZM208 137H209V136H208ZM237 137H238V136H237ZM246 137H247V136H246ZM20 138H21V137H20ZM26 138L28 139L29 143H26V141H27ZM44 138H43V139H44ZM60 138H61V136H60ZM118 138H119V137H118ZM123 138H125V139H123ZM212 138H211V139H212ZM226 138H227V139H226ZM239 138H240V137H239ZM243 138H244V137H243ZM52 139H53V138H52ZM56 139H58V138H56ZM56 139H55V140H56ZM71 139H72V138H71ZM156 139H157V140H156ZM159 139H160L161 141H159ZM192 139H193V138H192ZM192 139H191V140L189 139V141H187L186 143H187L188 145H190V143H191V144H194V142H193L194 139H193V140H192ZM200 139H201V138H200ZM249 139H250V137H249ZM256 139H257V138H256ZM41 140H39L40 142H38V143L41 144ZM92 140H93V139H92ZM132 140H134V139L132 138ZM143 140H144V138H143ZM175 140H176V139H175ZM218 140H217V141H218ZM224 140H225V141H224ZM238 140H239V139H238ZM241 140H242V139H241ZM21 141H20V142H21ZM28 141H27V142H28ZM94 141H96V140H94ZM97 141H99L98 136H97ZM97 141H96V142H97ZM128 141H129V140H128ZM139 141H140V140H139ZM141 141H142V140H141ZM164 141H165L166 143H165ZM212 141H213V140H212ZM215 141H216V140H215ZM233 141H234V140H233ZM244 141H246V140H244ZM248 141H249V140H248ZM254 141H255V140H254ZM6 142H7V141H6ZM24 142H25L26 144H25ZM74 142H77V139H75ZM92 142H93V141H92ZM129 142H130V141H129ZM168 142H169V140H168ZM172 142H173V141H172ZM188 142H189V143H188ZM192 142H193V143H192ZM208 142H209V141H208ZM210 142H211V141H210ZM223 142H224V143H223ZM1 143H3V142H2V141L0 142V145H1V146H0V148H1V149H0V154L3 156V154H5V152H6L5 149H6L7 151H9V150H8V147L5 146L6 143L3 144L4 149H2V144H1ZM21 143H22V142H21ZM58 143H59V144H58ZM61 143H63V142H61V141H60V142H57L58 145H57V144H56V145L54 144L55 147L52 145V146H53V149H52V146H51V149H50V147H49L50 145H48V147H45V146H44L46 149H45L43 152L39 151V150L37 149L38 147L36 148V149L38 150L37 152H39V154H40V153H42V154L38 155V156H39L38 159H37L36 157H34V158H36L34 161H27V163H26V165H25V168H28V170L25 169L24 174H23V173H20V174H23V175L26 174V175H25V178L27 177L26 179H28V180L25 179L27 182H26V181L24 182V181H23V180H24V178H23L24 176L22 175V179H21V180H22L24 183H22L23 185H21L22 187H20V189H22L23 192H24V191L27 189V188H26L27 186H28L29 188H31L32 186L34 187L35 184H37V182H40V181H41V178H38V176H37V175L39 174V172L42 173V176L40 175L41 173H40L39 175H40L41 177H43V176H44L43 173H46V174H47V172L50 173V170H51V172H52V169H54V170H55V173H57V172H56V169H55L54 167H56V168L58 167V169L61 170V173H62V174H61V173H60V174L57 173V174H59L60 176L63 175L62 177H63L64 179H66L65 182H64V184H63V187L61 186L62 188H59V190H60V193H59V191H58L59 195H57L58 193L56 194V197L58 198V200H59V197H60V198L62 199L61 203L63 202V204L65 205L64 207H63V204H62V206L60 205V208L63 207V208H61V210L64 209V214L67 213L66 216H67V215L69 216V214H72V213H74V215H75L76 212H75L74 209H76V208H78L77 210H79L80 213L82 212V214H84V211H85V209H86L84 206L87 207V203L90 201V195H92L90 192L92 191V193L95 194V192H93L94 190H93V188H92L93 185H91V184H93V183L96 181V180H95L96 177L98 178V176L96 175V173H97L98 175H100V174H101V171L104 170L105 168L109 167V166L111 165V163L109 162V160H108L109 163L107 162V160H106L107 158H105L106 155L102 154V155H103V158H101V157H102L101 155H100L101 157L99 156V158H98V155H99V154H96V155L94 154L95 156H97V158H96V159H92V158H91V160L89 159V161L87 162V163H89V164H86V165L83 166V164L86 163L85 160H84L83 164L80 163V162H81V159H80V162L78 161L77 165H78V166H79V164L82 165V166H80L81 168H79V170H78V168H76L77 170H76V169L72 170V168H71V170H70V169H66V168L64 167L65 165H64V166H63V165H61V166L59 165V164H62V162H61L62 160H61V161L58 160L60 163L57 162L55 159H54L55 161L50 160V159H51V158H50V155H51L52 152L50 151V154H49V149H50V150H54V151H55L56 149L58 150V148H60V147L62 146ZM93 143H94V142H93ZM93 143H92L91 146L94 145ZM99 143H100V142H99ZM121 143H122V144H121ZM139 143H140V142H139ZM163 143H164V144H163ZM170 143H171V142H170ZM216 143H217V142H215V144H216ZM222 143H223V144H222ZM231 143H232V141H231ZM260 143H261V142H260ZM9 144H10V143H9ZM36 144H35V145H36ZM40 144H39V146L42 145V144H41V145H40ZM45 144H46V143H45ZM60 144H61V145H60ZM65 144H66V143H65ZM131 144H132V142H131ZM175 144H176V143H175ZM183 144H184V143H183ZM199 144H200V143H199ZM201 144H202V143H201ZM204 144H205V143H204ZM220 144H219V146H221ZM238 144H239V143H238ZM6 145H8V144H6ZM19 145H20V144H19ZM37 145H38V144H37ZM83 145H84V144H83ZM162 145H164V147H165L166 149H165L164 147H162ZM207 145H208V144H207ZM32 146H33V145H32ZM46 146H47V145H46ZM59 146H60V147H59ZM128 146H129V145H128ZM132 146H133V145H132ZM172 146H173V145H172ZM213 146H214V145H213ZM244 146H245V145L241 146V147H243V148H241L240 146H238L239 148H236V150L233 149V151H232V156H231L230 160H228V161H229L228 164L230 163V161H232V162L230 163V167L233 166L232 163H234V162L236 161V160L234 159V157L237 159L238 156H237L236 154H237V153L241 154L240 151H241L242 149H244ZM246 146H247V148H248V146H250V145H246ZM246 146H245V147H246ZM253 146H254V145H253ZM259 146H260V145H259ZM18 147H19V146H18ZM35 147H36V146H35ZM35 147H34V148H35ZM138 147H139V146H138ZM174 147H175V146H174ZM182 147L184 148L185 146L183 145ZM203 147H204V145H203ZM205 147H206V146H205ZM217 147H218V146H217ZM236 147H237V146H236ZM257 147H258V146H257ZM9 148H11V147H9ZM42 148H43V147H42ZM54 148H56V149H54ZM93 148H94V146H93ZM93 148L90 147V150H92ZM123 148H124V147H123ZM129 148H130V147H129ZM140 148H141V146H140ZM179 148H181V147H179ZM179 148L176 146V147L174 148V149H175V150H174V153L179 151L180 154H179V152L176 153V154H173V152H171V153H172L171 156H174V157H171V156L169 155V156L171 157V164H170V165L168 164V166L170 167V169H169V167H166V168L169 170V173H171L172 176H174V175H173L174 172H176V173L178 172L177 174H175V177H176V176H179V175L181 174V175L179 176L180 179H181L182 176L185 177V176L187 175L188 171L193 170L194 164L191 163L190 165H188L189 162L186 163L187 161H185V159H184L185 157H183V156H185V154H184V153H185V149H184V152H183V149H179ZM189 148H190V147H189ZM214 148H215V147H213V149H214ZM240 148H241V149H240ZM247 148H245V149H246V150H251V149H247ZM249 148H250V147H249ZM254 148H255V147H254ZM258 148H259V147H258ZM13 149H14V148H13ZM16 149H17V148H16ZM16 149H15V150H16ZM29 149H30V150H29ZM36 149H35V150H36ZM39 149H40V148H39ZM168 149H169V148H168ZM256 149H257V148H256ZM19 150H20V149H19ZM24 150H23V151H24ZM33 150H34V149H33ZM40 150H41V149H40ZM127 150H128V149H127ZM170 150H173V149L170 148ZM180 150H181V151H180ZM210 150H211V149H210ZM217 150H218V148H217ZM246 150H245V151H246ZM1 151L3 152V154L1 153ZM4 151H5V152H4ZM10 151H11V150H10ZM23 151H22V152H23ZM28 151H27V152H28ZM107 151H109V150H107ZM122 151H123V149H122ZM125 151H126V150H125ZM186 151H188V150L186 149ZM238 151H239V152H238ZM243 151H244V150H242V153H243ZM27 152H26V154H27ZM29 152H28L27 155H29ZM68 152H69V151H68ZM90 152H91V151H90ZM116 152H117V151H116ZM118 152H120V151L118 150ZM123 152H124V151H123ZM138 152H139L140 154H139ZM163 152H161L160 154H163ZM204 152H205V151H204ZM204 152H203V153H204ZM210 152H211V151H210ZM227 152L229 153V151H227ZM55 153H56V152H55ZM84 153H85V152H84ZM137 153H138V154H137ZM217 153H218V152H217ZM219 153H220V152H219ZM219 153H218V154H219ZM233 153H234V154H233ZM245 153H246V152H245ZM251 153H252V152H251ZM6 154H7V153H6ZM31 154L29 155V157H30V158H33V157L31 156ZM37 154H38V153H37ZM69 154H70V153H69ZM182 154H184V155L182 156ZM200 154H201V153H200ZM204 154H205V153H204ZM204 154H203V155H204ZM239 154H238V155H239ZM7 155H8V154H7ZM21 155H22V154H21ZM24 155H25V154H24ZM35 155H36V154H35ZM111 155H112V154H111ZM124 155H125V154H124ZM157 155H158V157H156ZM203 155L200 156V157H202V158H199V161L202 160V159L206 161V159H205L206 156H205V155H207L206 158H207L208 161H209V158H210V157H209V154H205L204 157H203ZM220 155H221V154H220ZM22 156H23V155H22ZM48 156H49L50 159L48 158ZM52 156H53V154H52ZM77 156H78V155H77ZM95 156H93V158H94ZM117 156H118V155H117ZM132 156H133V155H132ZM138 156H140V157H138ZM160 156H162V155H160ZM167 156H168V155H167ZM169 156H168V157H169ZM178 156H180V158H179L180 161H179V162H181V164H179V162H178V160H179V159H178ZM214 156H215V154H214ZM229 156H230V155H229ZM239 156H240V155H239ZM241 156H242V155H241ZM20 157H21V156H20ZM181 157H183V160H182ZM197 157H198V156H197ZM59 158H60V157H59ZM62 158H63V157H62ZM82 158H83V157H82ZM84 158H85V157H84ZM172 158H173L174 160H173ZM219 158H221V157H219ZM18 159H19V158H18ZM23 159H24V158H23ZM60 159H61V158H60ZM109 159H110V158H109ZM133 159H134V157H133ZM177 159H178V160H177ZM223 159H225L224 156H223ZM244 159H245V158H244ZM1 160L4 161V160H5L4 157L1 158ZM1 160H0V189L3 190V187L6 185V183L9 184V182L11 181V179L9 180V177H8V180H9V181L7 180V176H9V175H8V173H7V171H6V168H3V167H7V166L5 165L6 163L3 162V161H1ZM30 160H31V159H30ZM32 160H33V159H32ZM118 160H121V161H117V159L115 160L116 162L113 161L114 164H115V163L117 164V162H120V165H117L118 167H119V166L121 167V163H122V162H125V163L127 162L126 159H121V158H120V159H118ZM155 160H156V161H155ZM176 160H177V161H176ZM181 160H182V161H181ZM186 160H187V159H186ZM193 160H194V159H193ZM213 160H214V159H213ZM233 160H234V162H233ZM90 161H91V162H90ZM165 161H166V160H165ZM172 161H173V162H172ZM183 161H184V162H183ZM188 161H189V160H188ZM197 161H198V160H197ZM216 161H217V160H216ZM22 162H23V161H22ZM28 162H29V164H28ZM76 162H77V161H76ZM159 162H161V161H159ZM221 162H222V161H221ZM2 163H3V164L5 163V164H4L5 166H3ZM18 163H19V162H18ZM113 163H112V164H113ZM125 163H123V166H124ZM134 163H135V162H134ZM162 163H164V162H162ZM162 163H161V165H162ZM165 163H166V162H165ZM183 163H184V165H183ZM185 163H186V164H185ZM201 163H202V162H201ZM237 163H239V162H237ZM242 163H243V162H242ZM10 164H11V163H10ZM10 164H9V165H10ZM108 164H109V165H108ZM130 164H131V163H130ZM159 164H160V163H159ZM221 164H222V163H221ZM240 164H241V162H240ZM27 165H28V166H27ZM107 165H108V166H107ZM185 165H186V166H185ZM191 165H192V166H191ZM219 165H220V164H219ZM20 166H22V164H21ZM59 166H60V168H59ZM123 166H122V168H123ZM126 166H127V164H126ZM162 166H164V165H162ZM184 166H185V167H184ZM187 166H188V167H187ZM234 166H235V165H234ZM51 167H53V168H51ZM62 167H64L65 169L62 168ZM73 167H74V166H73ZM75 167H76V166H75ZM114 167H116V166H114ZM180 167H181V168H180ZM190 167H191V168H190ZM196 167H197V166H196ZM2 168H3V170H2ZM48 168H51V169L49 170ZM136 168H137V167H136ZM158 168H159V167H158ZM160 168H162V167H160ZM160 168H159V169H160ZM188 168H189V169H188ZM231 168H232V167H231ZM62 169H63V170H62ZM139 169H140V168H139ZM141 169H142V168H141ZM171 169H172V170H171ZM175 169L184 170V171H185V175H183L184 172L182 173V171H178V170L176 171ZM227 169H228V168H227ZM229 169H230V168H229ZM48 170H49V171H48ZM60 170H59L58 172H60ZM113 170H114V169H113ZM123 170H124V171H123ZM128 170H129V169H128ZM128 170L125 169V168H123V169L120 171L121 173H120V175H119V176H121V177H119V176H118V177H119V178H122V177L126 178V176H127V178H128V176L130 175V173H128V172L126 173V172H125V171H128ZM186 170H187V171H186ZM194 170L196 171L197 169L194 167ZM2 171H4V172H2ZM27 171H28V173H27ZM239 171H240V170H239ZM37 172H38V174H36ZM53 172H54V171H53ZM98 172H100V173H98ZM102 172H103V171H102ZM114 172L116 173V170H115ZM135 172H136V171H135ZM159 172H160V171H159ZM163 172H164V171H163ZM49 173H48V174H49ZM106 173H107V171H106ZM112 173H113V172H112ZM164 173H165V172H164ZM191 173H194V171L191 172ZM46 174H45V176H46ZM57 174H56V176H55V174H51V175H52V176L50 175L51 177H54V176H55V177H54V178H50V176H49L48 179H47V181L42 180V181H44L43 184H46L48 181L55 180L56 177L59 178V175H57ZM118 174H119V173H118ZM155 174H156V175H155ZM194 174H195V173H194ZM17 175H18V174H17ZM76 175H77V177H78L79 175H80L81 177H83L82 175H84L83 178H84V181H85V182L81 183L82 185H79V187H78V184L73 183L72 180H71L72 183L70 182V179H71L72 177H73L72 179H74V178L76 179V178H77ZM137 175H139V174H137ZM146 175H147V174H146ZM167 175H168V174H167ZM35 176H37V177H35ZM40 176H39V177H40ZM45 176H44L42 179H44ZM80 176H79L78 178H80ZM104 176H105V175H104ZM107 176H108V175H107ZM149 176H150V175H149ZM34 177H35V180H37V178H38V180L40 179V181H36V182H34V181H35V180H34ZM85 177H86V179H85ZM91 177H92V178H91ZM93 177H94V178H93ZM102 177H103V176H102ZM131 177H132V176H131ZM141 177H142V176H141ZM175 177H174V178H175ZM69 178H70V179H69ZM109 178H110V177H109ZM142 178H143V177H142ZM188 178H189V177H187V179H188ZM236 178H237V176H236ZM259 178H260V177H259ZM60 179H62V178H60ZM67 179H68V180H67ZM81 179H82V178H81ZM89 179H91L92 181L90 180V182H89ZM93 179H94V180H93ZM134 179H135V178H134ZM148 179H149V177H148ZM167 179H168V178H167ZM177 179H179V178H177ZM262 179H264V178H262ZM13 180H14V179H13ZM57 180H59V179H56V181H57ZM87 180H88V181H87ZM111 180H112V179H111ZM125 180H126V179H125ZM159 180H160V179H159ZM161 180H162V179H161ZM163 180H164V179H163ZM183 180H184V179H183ZM185 180H186V179H185ZM232 180H233V179H232ZM60 181H61V180H60ZM60 181H58V182H60ZM63 181H64V180L62 179V181H61L60 183H63ZM82 181H83V179H82ZM86 181H87L88 183H87ZM102 181H103V179H102ZM126 181H127V180H126ZM146 181H147V180H146ZM169 181H170V180H169ZM241 181H242V180H241ZM58 182H57V184H59ZM99 182H100V181H99ZM106 182H107V181H106ZM113 182H114V181H113ZM123 182H124V181H123ZM143 182H144V180H142V182H141L140 184L142 185ZM156 182H158V181H156ZM243 182H245V181H243ZM249 182H250V181H249ZM261 182H263V181H261ZM33 183H34V184H33ZM53 183H54V182H53ZM78 183H79V182H78ZM84 183H85V184H84ZM89 183H90V184H89ZM96 183H97V182H96ZM103 183H105V182H103ZM133 183H134V182H133ZM148 183H149V182H148ZM150 183H151V182H150ZM153 183H154V181H153ZM158 183H159V182H158ZM163 183H164V182H163ZM214 183H215V182H214ZM235 183H236V182H235ZM8 184H7V185H8ZM55 184H56V183H55ZM113 184H114V183H113ZM177 184H179V183H177ZM233 184H234V183H233ZM241 184H242V183H241ZM243 184H244V183H243ZM249 184H250V183H249ZM257 184H258V183H257ZM263 184H264V183H263ZM7 185H6V186H7ZM31 185H32V186H31ZM60 185H62V184H59V187H60ZM88 185H89V186H88ZM100 185H101V184H100ZM158 185H159V184H158ZM173 185H174V184H173ZM246 185H247V184H246ZM6 186H5V187H6ZM76 186H77L79 189L81 188V186H82L83 188H84L85 186H87V187H85L86 190L83 192V194L81 195V197H80V196H75V197H80V198H81V201H82V204H83V203L85 204V205H84V204L82 205V206L84 207V210H83V211L81 210V209H82V208H81L82 206H80V209H79V206L75 207V206L73 205V204H75V203H76V205H77V203L79 204V202H80V201L77 202V201H76L77 198L75 199V197H74V199H73V195H74L73 193H74V192L77 193L78 195H80V194H79V191H78V188H77ZM147 186H149V185H147ZM89 187H90V188H89ZM99 187H100V186H99ZM108 187H109V186H108ZM108 187H107V188H108ZM118 187L120 188V190H121V188H122L124 191L126 190V188H125L126 186H123V187H122V186H117L116 188L118 189ZM152 187H153V186H152ZM161 187H162V185H161ZM165 187H166V185H165ZM179 187H180V186H179ZM263 187H264V186H263ZM87 188H89V189H87ZM91 188H92V189H91ZM96 188H97V186H96ZM116 188H115V189H116ZM124 188H125V189H124ZM157 188H158V187H157ZM228 188H229V186H228ZM249 188H250V187H249ZM249 188H248V189H249ZM4 189H5V188H4ZM8 189H9V188H8ZM46 189H47V188H46ZM48 189H49V188H48ZM90 189H91V190H90ZM117 189H116V191H114V190H111V187H110V190L107 191V194H105V196H104V201H105V203L108 201V204H110L109 201L112 199V197L115 198L114 195H115V196H116V194L119 195L118 193L121 192L122 190L119 191V190H117ZM130 189H131V188H130ZM133 189H134V188H133ZM179 189H180V188H179ZM259 189H260V188H259ZM22 190H20V192H21ZM76 190H77V191H76ZM96 190H97V189H96ZM96 190H95V191H96ZM104 190H105V189H104ZM128 190H129V189H128ZM138 190H140V189H138ZM251 190H253V189H251ZM260 190H261V189H260ZM3 191H4V190H3ZM33 191H34V190H33ZM45 191H46V190H45ZM49 191H50V190H49ZM111 191H112V192H111ZM117 191H119V192L117 193ZM180 191H181V190H180ZM247 191H248V190H247ZM249 191H250V190H249ZM253 191H254V190H253ZM47 192H48V191H47ZM87 192H88V193H87ZM133 192H134V191H133ZM136 192H137V191H136ZM140 192H141V190H140ZM259 192H260V191H259ZM14 193H15V192H14ZM14 193H13V194H14ZM89 193H90V194H89ZM115 193H116V194H115ZM121 193H122V192H121ZM163 193H164V191H163ZM99 194H100V193H99ZM108 194H109V195H108ZM126 194H127V193H126ZM178 194H179V193H178ZM228 194H229V193H228ZM238 194H239V193H238ZM245 194H246V193H245ZM247 194H248V193H247ZM260 194H261V193H259L258 195H257V193H256V195L254 194V196H253L254 198H253V199L255 200L256 198H259L258 196H261ZM0 195L2 196V191L0 192ZM52 195H53V194H52ZM122 195H123V193H122ZM139 195H140V194H139ZM190 195H191V194H190ZM36 196H37L38 198H37V197L35 198V196H34L35 200H32V203L35 204V205H38L37 203L40 202V199H41V198H40V195H36ZM58 196H59V197H58ZM106 196H107V197H106ZM126 196H127V195H126ZM158 196H159V195H158ZM226 196H227V195H226ZM256 196H257V197H256ZM262 196H264V194H262ZM262 196H261L260 198H262ZM32 197H33V196H32ZM43 197H44V196H43ZM91 197H92V196H91ZM93 197H94V196H93ZM139 197H140V196H139ZM181 197H182V195H181ZM237 197H238V196H237ZM255 197H256V198H255ZM11 198H12V197H11ZM71 198H72V199H71ZM116 198H118V197H116ZM223 198H224V197H223ZM99 199H100V198H99ZM150 199H151V198H150ZM6 200L8 201V199H6ZM6 200H5V201H6ZM20 200H21V199H20L19 197L15 198L14 201H13V205H14V204H18V202H20ZM38 200H39V201H38ZM51 200H52V199H51ZM56 200H57V199H56ZM71 200H72V201H71ZM78 200H79V198H78ZM112 200H113V199H112ZM112 200L110 201L111 203H112ZM117 200H118V199H117ZM117 200H116V201H117ZM124 200H125V199H124ZM184 200H185V199H184ZM59 201H60V200H59ZM69 201L72 202L73 204H72V203H69ZM73 201H74V202L76 201V202L74 203ZM91 201H93V200L91 199ZM114 201H115V199H114ZM64 202H65V203H64ZM124 202H125V201H124ZM184 202H185V201H184ZM217 202H219V201H216V203L214 204L215 206L218 204ZM24 203H25V202H24ZM49 203H50V202H49ZM96 203H97V202H96ZM126 203H127V202H126ZM196 203H197V202H196ZM234 203H235V201H234ZM253 203L255 204V202H253ZM4 204H5V203H4ZM4 204H1V206H0V208H1L2 210H6V209H7V205L5 204V205H6V206H5ZM33 204H32V205H33ZM50 204H51V203H50ZM57 204H58V203H57ZM69 204H71L72 207H70ZM232 204H233V203H232ZM21 205H22V204H21ZM21 205H20V206H21ZM35 205H34V206H35ZM42 205H43V204H42ZM47 205H48V204H47ZM79 205H80V204H79ZM94 205H95V203H94ZM105 205H106V204H105ZM117 205H118V204H117ZM119 205H120V204H119ZM187 205H188V204H187ZM255 205H256V204H255ZM73 206H74L75 208H73ZM107 206H108V205H107ZM115 206H116V205H115ZM198 206H199V205H198ZM256 206H257V205H256ZM121 207H122V206H120V207H117V206H116L117 210H121ZM186 207H187V206H186ZM232 207H234V206H231V208H232ZM24 208H25V207H24ZM48 208H49V207H48ZM71 208H73V209H71ZM116 208H115V209H116ZM123 208H124V206H123ZM123 208H122V209H123ZM184 208H185V207H184ZM196 208H198V207H196ZM15 209H16V208H15ZM106 209H107V208H106ZM112 209H113V208H112ZM150 209H152V208H150ZM80 210H81V211H80ZM231 210H233V208H232ZM231 210H227L226 212L229 213V211H230V213H232ZM258 210H259V209H258ZM62 211H63V210H62ZM73 211H74V212H73ZM87 211H88V210H87ZM103 211H104V210H103ZM108 211H110V210H108ZM234 211H235V210H234ZM32 212H33V210H32ZM59 212H61L60 209H59ZM141 212H142V211H141ZM148 212H149V211H148ZM153 212H154V211H153ZM214 212H215V211H214ZM256 212H257V211H256ZM2 213H3V212H2ZM4 213H5V212H4ZM106 213H107V212H106ZM124 213H125V211H124ZM138 213H139V212H138ZM180 213H181V212H180ZM180 213H179V214H180ZM183 213H184V212H183ZM210 213H211V212H210ZM32 214H33V213H32ZM139 214H140V213H139ZM142 214H143V212H142ZM151 214H152V213H151ZM211 214H212V213H211ZM86 215H87V214H86ZM88 215H89V213H88ZM108 215H109V214H108ZM114 215H116V213H115ZM114 215H113V216H114ZM140 215H141V214H140ZM140 215H139V217H138L139 222H143V221L141 220V218L143 219V218L145 217V215H144L143 217H142V216L140 217ZM146 215L148 216V214H146ZM182 215H183V214H182ZM228 215H229V214H228ZM34 216H35V215H34ZM47 216H48V215H47ZM75 216H77V214H76ZM104 216H105V215H104ZM104 216H103V217H104ZM111 216H112V215H111ZM117 216H118V215H117ZM152 216H153V215H152ZM171 216H172V215H171ZM23 217H24V216H23ZM71 217H74L73 214L71 215ZM77 217L79 218L78 221L80 222V221L82 220V217H83V216L80 214V216H77ZM103 217L101 216L100 219H102ZM29 218H30V219H29ZM29 218L27 217V219L25 220V223H28V224H29V223H33V222H35V220H36V219H35V220L33 219V221H31V218H32L31 216H30ZM33 218H34V217H33ZM52 218H53V217H52ZM66 218H67V217H66ZM106 218H107V216H105V218H103V220H102L103 223H104V220H106ZM116 218H117V217H116ZM63 219H65V218H63ZM67 219H68V218H67ZM100 219L98 220V222L100 221ZM145 219H146V218H145ZM145 219H144V220H145ZM147 219H149V218H147ZM177 219H178V218H177ZM260 219H261V218H260ZM135 220H136V222H137V219H135ZM140 220H141V221H140ZM234 220H235V219H234ZM251 220H252V219H251ZM36 221H37V220H36ZM38 221H39V219H38ZM62 221H63V220H62ZM66 221H67V220H66ZM78 221H77V222H78ZM111 221L115 222V219H114V220H113V219L110 220V221H109V224H111V223H110ZM117 221H119V219L116 220V222L113 224V226L116 224V225H118V227H120V226H119L120 222L118 223ZM120 221H122V219H121ZM167 221H168V220H167ZM210 221H211V220H210ZM39 222H40V221H39ZM43 222L45 223V221H43ZM113 222H112V223H113ZM170 222H171V221H170ZM235 222H236V221H235ZM238 222H239V221H238ZM247 222H248V221H247ZM251 222H252V223H251ZM254 222H255V221L252 220V221H250L249 223L252 225V224H254ZM35 223H38V222H35ZM64 223H65V222H64ZM64 223H63V224H64ZM93 223H94V222H93ZM99 223H101V222H99ZM105 223H106V222H105ZM107 223H108V221H107ZM249 223H248L247 227L250 226ZM258 223H259V222H258ZM40 224H41V223H40ZM63 224H62V225H63ZM164 224H165V223H164ZM2 225H3V224H2ZM20 225H21V224H20ZM23 225H27V224H23ZM29 225H33V224H29ZM42 225H43V224H42ZM92 225H93V224H92ZM94 225H95V224H94ZM97 225H98V224H97ZM134 225H135V224H134ZM162 225H163V224H162ZM165 225H166V224H165ZM211 225H213V224H211ZM56 226H57V225H56ZM78 226H79V225H78ZM103 226H104V225H102V228H104ZM110 226H111V228L113 227L112 225H110ZM121 226H123V225H122V222H121ZM227 226H229V225H227ZM231 226H232V225L229 226L230 228L226 227L225 229H227V230H225V232L222 231V235H224V234H226V233H229V231L231 232V230H233V229L235 228V225H233V227H231ZM244 226H245V225H244ZM254 226H255V225H254ZM107 227H108V226H107ZM115 227H116V226H115ZM115 227H113V228H115ZM207 227H208V226H207ZM207 227H205V228H207ZM245 227H246V226H245ZM251 227H253V226H251ZM251 227H250V228H251ZM91 228H92V227H91ZM98 228H99V226H98ZM250 228H249V230H250ZM108 229H110V228H108ZM207 229H208V228H207ZM246 229H247V228H246ZM58 230H59V229H58ZM71 230H72V229H71ZM103 230H104V229H103ZM110 230H112V229H110ZM159 230H160V229H159ZM228 230H229V231H228ZM53 231H54V230H53ZM91 231H92V229H91ZM97 231H98V229H97ZM141 231H142V230H141ZM194 231H195V230H194ZM226 231H228V232H226ZM247 231H248V230H247ZM55 232H56V231H55ZM55 232H53V233H55ZM83 232H84V231H83ZM83 232H82V233H83ZM101 232H102V231H101ZM105 232H106V231H105ZM121 232H122V231H121ZM212 232H213V231H212ZM236 232H237V231H236ZM239 232H240V231H239ZM239 232H237V233H239ZM249 232H250V231H249ZM68 233H69V232H68ZM80 233H81V232H80ZM97 233H98V232H97ZM200 233H201V232H200ZM204 233H205V232H204ZM46 234H47V233H46ZM73 234H74V233H73ZM83 234H85V233H83ZM92 234H93V233H92ZM106 234H107V235H106ZM114 234H115V233H114ZM145 234H146V233H145ZM183 234H184V233H183ZM219 234H220V233H219ZM42 235H43V234H42ZM47 235H48V236H47ZM47 235H45V236H46V239H45V237L43 236L44 239H45L46 242H47V243L44 242V245H45V243H46V244H49V241H48L49 234H47ZM100 235L102 236L101 233H100ZM108 235L112 236V235L109 234V233H105V235H104V233H103V236H102V237L99 236V237L101 238L100 240H102V243H105L106 241H107L106 243H108L109 241H111V239L109 240V237H110V236H108ZM199 235H200V234H199ZM220 235H221V234H220ZM234 235H235V234H233V236H234ZM261 235H262V234H261ZM104 236H105V237H104ZM125 236H126V235H125ZM162 236H164V235L162 234ZM188 236H189V235H188ZM200 236H201V235H200ZM203 236H204V235H203ZM245 236H246V235H245ZM43 237H42V238H43ZM106 237H107L108 239H105ZM131 237H132V236H131ZM134 237H135V236H134ZM139 237H140V236H139ZM205 237H206V236H205ZM212 237H213V236H212ZM214 237H215V236H214ZM218 237H219V236H218ZM222 237H223V236H222ZM42 238L36 243L35 246H34V245H33V246L31 245L32 247H30V250L28 249V252H27V249H26V251H25L24 247L22 248L21 246L23 245V246H25V248H26V246L29 248L30 245L28 246L27 243H26L27 245H26V244H23V242H22V245H21V243H19L21 246L18 245V252H19V253H20V252L22 253V252L25 251V252H24V253H25L24 255L28 256V255H27L28 253H29V255L31 254L29 257H25L23 254H19V255L16 254V257L13 255L11 258L8 257V260L3 261L4 259H7V257L5 258V257H3V255L0 254V259L2 260V261L0 260V264H12V263H13V264H16V261H17V264H19L18 262H21L20 260H22L21 264H23V263H25V264H31V263H33V264H34L33 260H35V259H37V258L39 257L37 253H38L39 251H41V252H39V253H40L41 255H42V254L45 255L44 253H42V252H43L42 250H46V249H47L48 256H49V257H48V260H46V264H48V263L50 264V263H51L50 261H51V258H52V256H51L52 253H50V252H51V247H50L51 245H48V246L46 245L45 247H44V246H41V245H40L41 241H45V240H43ZM53 238H54V237H53ZM57 238H59V237H57ZM88 238H89V237H88ZM96 238H97V237H96ZM103 238H104V239H103ZM111 238H112V237H111ZM177 238H178V237H177ZM186 238H187V240L189 241V238L185 236V238H182V240H181V239L179 240V241H181V242L178 241L179 243H177V241L172 240L171 242H175L176 245L173 244V243H171V245H173V246H174V245H175V246H181V245H184L185 243L187 244L188 242H187ZM197 238H198V237H197ZM200 238H201V237H200ZM254 238H255V237H254ZM18 239H19V238H18ZM86 239H87V238H86ZM91 239H92V238H91ZM119 239H121V238H119ZM159 239H160V240H159L160 242H158V244H161V242H162L164 239H163V237H161V238H159ZM178 239H179V238H178ZM184 239H185V241H184ZM240 239H243V238H240ZM248 239H249V238H248ZM21 240H22V239H21ZM75 240H76V239H75ZM108 240H109V241H108ZM134 240H136V239H133V242L137 243V242L134 241ZM157 240H158V239H157ZM161 240H162V241H161ZM199 240H200V239H199ZM202 240H203V238H202ZM205 240H206V239H205ZM211 240H212V239H210V241H211ZM215 240H216V239H215ZM224 240H225V239H224ZM9 241H10V240H9ZM66 241H67V239H66ZM66 241H65V242H66ZM82 241H83V239H82ZM130 241H131V242H130ZM130 241H129V242H130L129 247H131V248L133 249L135 244H133L132 240H130ZM207 241H208V240H207ZM236 241H237V240H236ZM30 242H31V240H30ZM32 242H33V241H32ZM32 242H31V243H32ZM75 242H76V241H75ZM78 242H79V241H78ZM114 242H115V241H114ZM125 242H126V241H125ZM129 242H128V243H129ZM182 242H183V243H182ZM184 242H185V243H184ZM200 242H201V240H200ZM202 242H203V241H202ZM211 242H213V241H211ZM231 242H232V241H231ZM231 242H230V243H231ZM262 242H263V241H262ZM262 242H261V243H262ZM24 243H25V242H24ZM38 243H39V244H38ZM83 243H84V241H83ZM163 243H164V241H163ZM163 243H162V247H163V249L161 250L162 252H160V254H161V253H164L163 251H164V245H165V244L163 245ZM189 243H190V242H189ZM230 243H229V244H230ZM238 243H239V242H238ZM37 244L40 245V247H38ZM73 244H74V242H73ZM124 244H125V243H124ZM132 244H133V247H132ZM139 244H141V243H139ZM145 244H146V243H145ZM177 244H179V245H177ZM194 244L196 245V243H194ZM240 244H241V243H240ZM259 244H260V243H259ZM106 245H107V244H106ZM142 245H143V243L141 244V246H142ZM171 245H170L169 247H173V246H171ZM197 245H198V244H197ZM218 245H219V242H218ZM225 245H226V243H225ZM235 245H236V244H235ZM36 246H37L38 248H36ZM101 246H102V245H101ZM103 246H104V244H103ZM103 246H102V247H103ZM109 246H110V245H109ZM165 246H167V245H165ZM189 246H190V245L188 244L187 248H192V246H194V245H192V246H190V247H189ZM202 246H203V245H202ZM205 246H206V244H205ZM226 246H227V245H226ZM230 246H231V245H230ZM238 246H239V244H238ZM260 246H261V244H260ZM42 247H44V248H42ZM46 247H47V248H46ZM53 247H54V246H53ZM68 247H69V246H68ZM91 247H92V246H91ZM137 247H138V246H137ZM139 247H140V246H139ZM139 247H138V249H140ZM206 247H207V246H206ZM211 247H212V246H211ZM211 247H210V248H211ZM220 247H221V246H220ZM239 247H240V246H239ZM39 248H42V249H39ZM45 248H46V249H45ZM49 248H50V251H48ZM88 248H89V247H88ZM131 248H127V246H126V247H124V249H123L122 251L124 252V250L126 251V249L130 251ZM160 248H161V246L159 247V249H160ZM167 248H168V247H167ZM208 248H209V247H208ZM21 249L24 250V251H19V250H21ZM31 249H32V252H31ZM54 249H55V248H54ZM56 249H57V248H56ZM78 249H80V248H78ZM108 249H109V248H108ZM111 249H112V248H111ZM121 249H122V248H121ZM142 249H143V248H142ZM154 249H155V248H154ZM173 249H174V248H173ZM239 249H240V248H239ZM242 249H243V248H242ZM242 249H241V250H242ZM261 249H263V246H262V247H259L258 250L256 249V251L254 252L255 255H253L254 257L252 256V259L254 258L253 260H255L256 257L259 258V257L261 256V254H262V253H260V251L262 252ZM87 250H88V249H87ZM89 250H90V249H89ZM89 250H88V251H89ZM136 250H137V249H136ZM198 250H199V249H198ZM204 250H205V249H204ZM220 250H221V249H220ZM222 250H223V249H222ZM226 250H227V249H226ZM254 250H255V249H254ZM259 250H260V251H259ZM263 250H264V249H263ZM29 251H30L31 253H30ZM73 251H74V250H73ZM101 251H103V249L100 247V252H101ZM174 251H175V250H174ZM182 251H183V250H182ZM189 251H190V250H189ZM224 251H225V250H224ZM245 251H246V250H245ZM16 252H17V251H16ZM18 252H17V253H18ZM26 252H27V253H26ZM53 252H54V251H53ZM127 252H128V251H127ZM127 252H125V253H127ZM130 252H131V251H130ZM141 252H142V251H141ZM154 252H155V251H154ZM172 252H173V250H172ZM180 252H181V251H180ZM185 252H186V251H185ZM247 252H248V251H247ZM256 252H258V253L256 254ZM5 253H6V252H5ZM10 253H11V252H10ZM49 253H50L51 255H49ZM69 253H70V252H69ZM80 253H81V252H80ZM80 253H78V254H80ZM82 253H83V252H82ZM86 253H87V252H86ZM118 253H119V252H118ZM121 253H122V252H121ZM209 253H210V252H209ZM215 253H216V252H215ZM219 253H220V252H219ZM231 253H232V252H231ZM259 253H260V254H259ZM6 254H7V253H6ZM12 254H13V253H12ZM34 254H36V256H34ZM116 254H117V253H116ZM132 254H133V252H132ZM134 254H135V255H132V256H133V259H134V257H136V256L139 255V254L137 255L136 253H134ZM164 254H165V253H164ZM241 254H242V253H239V252H238V254L236 253V254H234V255H235V256H234L233 253H232L231 255L234 256V257H232L231 255H230L229 257H232V258H231L232 260H237L238 258H240ZM17 255H18V256H17ZM99 255H100V254H99ZM161 255H162V254H161ZM170 255H171V253H170ZM178 255H179V254H178ZM185 255H186V254H185ZM202 255H203V254H202ZM219 255H220V254H219ZM221 255H222V254H221ZM227 255H228V254H227ZM246 255H247V254H246ZM246 255H245V256H246ZM257 255H260V256L258 257ZM4 256H5V255H4ZM45 256H46V255H45ZM50 256H51V257H50ZM62 256H63V255H62ZM83 256H84V255H83ZM95 256H96V255H95ZM123 256H125V255H123ZM123 256H122V257H123ZM130 256H131V255H130ZM157 256H158V255H157ZM207 256H208V255H207ZM255 256H256V257H255ZM13 257H15L16 259L13 258ZM36 257H37V258H36ZM110 257L113 258L112 256H108V258H107L108 260H107V259L105 258V256H103V258H105V259L103 260V258H102V259H99V261H102V262L104 261V263L99 262L98 264H101V263H102V264H111V263H113L112 261L115 262V263H113V264H121V263H122L121 261H123V260H124V262H126L125 260H126V257H127V256H125L123 259H122V257H120V259H121L120 262H119V259H115V257H114L113 259H111ZM184 257H185V256H184ZM224 257L226 258V255H225ZM224 257H223V258H224ZM2 258H4V259H2ZM33 258H34V259H33ZM63 258H66V254H65V257H63ZM96 258H97V257H96ZM130 258H131V257H130ZM196 258H197V257H196ZM208 258H211V257H208ZM219 258H220V257H219ZM219 258H218V259H219ZM250 258H251V257H250ZM250 258H249V259H250ZM67 259H68V258H66V260H67ZM85 259H86V258H85ZM138 259H139V256H138L137 259H135V260H138ZM155 259H156V258H155ZM226 259H227V258H226ZM260 259H261V258H260ZM9 260H11V261L13 260L14 262H13V261L10 262ZM97 260H98V259H97ZM110 260H112V261L110 262ZM189 260H190V259H189ZM196 260H197V259H196ZM200 260H201V259H200ZM200 260H199V261H200ZM227 260H228V259H227ZM229 260H230V258H229ZM240 260H242V259H240ZM24 261H25V262H24ZM59 261H60V260H59ZM64 261H65V259H64ZM86 261H87V260H86ZM94 261H96V260H94ZM105 261H107V263H106ZM142 261H143V260H142ZM163 261H164V260H163ZM190 261H191V262H194L195 259L192 258V260H190ZM204 261H205V260H204ZM221 261H222V259H221ZM225 261H226V260H225ZM242 261H243V260H242ZM65 262H66V261H65ZM74 262H75V261H74ZM83 262H84V261H83ZM124 262H123L122 264H124ZM140 262H141V260H140ZM191 262H189L188 264H190ZM200 262H201V261H200ZM256 262H257V261H256ZM89 263H90V262H89ZM136 263H137V262H136ZM153 263H154V262H153ZM225 263H226V262H225ZM232 263H233V262H232ZM242 263H243V262H242ZM248 263H249V262H248ZM257 263H259V261H258ZM59 264H60V263H59ZM61 264H64V262L62 261ZM78 264H79V263H78ZM140 264H142V263H140ZM182 264H183V263H182ZM193 264H195V263H193ZM235 264H236V263H235ZM245 264H246V263H245ZM259 264H260V263H259Z\"/></svg>",
    "mask_w": 264,
    "mask_h": 264
}]
</instances>
